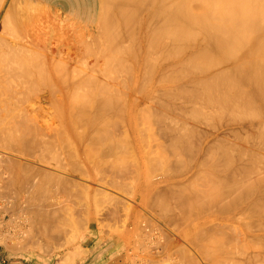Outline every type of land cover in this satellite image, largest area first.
I'll return each instance as SVG.
<instances>
[{"label":"bare ground","instance_id":"1","mask_svg":"<svg viewBox=\"0 0 264 264\" xmlns=\"http://www.w3.org/2000/svg\"><path fill=\"white\" fill-rule=\"evenodd\" d=\"M5 1H2V3H1V5H0V10H1V8H2V6H3V3H4ZM9 5H8V7L10 6V0H9ZM12 5V4H11ZM108 11L106 12V14L104 15V22H105V25H104V22H103V37H106L107 38V40L108 41H110V44H109V42L104 38L103 40H102V46H103V41H107V44L106 43H104V51H102L101 50V48H99V46H98V44H97V40H96V43L93 45L94 47L96 46V44H97V46H96V49L98 50L99 49V51H97L96 52V54H97V57L95 56V52L93 51L94 49H89V51H88V49H84V48H90V47H92V45H84V43H83V41H86V39H84V38H80L82 35V37H84V34L83 33H81L80 34V32H79V34H80V36H79V34L78 33H76L79 37L77 38L76 36V34H74V35H76L75 37L78 39H76L77 41H74V40H71V38H69V36L71 35L70 33H68V32H65V31H61V29L59 30V28H40L39 26H40V24L38 23V22H36V23H34V25L32 26V22H31V26H27V25H25V21L26 20H24L26 17H23V18H21V16H20V18L21 19H17V18H15L14 17V14L17 12L16 10H15V12H14V10H8L7 11V9H6V11H7V13L5 14H3V15H1V18H0V23H1V26L4 28V30H5V28H6V30L8 29V30H10V31H12V34L14 33V35L16 36V35H18V38H21L22 37V40H20V42L19 41H16V44H12V45H10L9 44V46H10V48H9V46H8V44H5V42L4 43H1V48L0 49H2L3 47H5V48H7V46H8V48H7V51L5 50H2L3 52H1V50H0V127H2V128H0L1 130H0V142H1V140H4V142L2 143L3 145L4 144H8L9 146L7 147V145L5 146L4 145V147H2L3 145H1V147L3 148V149H6L7 151H8V149L10 150L11 148V150L14 152V151H16V149L18 150V152H23V156L24 155H28L29 153H31V154H38V156L41 154L40 152L42 151H44V152H46L47 154H49V153H56V149H59L57 146H59L61 149H59V150H57V154H52V155H55V156H59L60 155V153H62V155H60V159H61V157L63 156V155H66V156H71V157H73V155H75L76 153H75V151L77 152V154L74 156V157H76L77 155V159H71L70 158V156H69V159H71V161H69V159H67L66 161H68V162H70V164L72 163L73 164V162H74V164L75 163H77V164H79V163H81V165H82V162L84 163L83 164V166L85 165V167L84 168H81V167H83V166H81V165H77V164H75V166H74V164L72 165V166H74L72 169H73V172H74V170L75 171H77V172H79V175H80V173H82L84 176L86 175V174H88L87 176H90L91 178H93V182H94V179H95V175H96V173H95V175H94V173H92V171H97V172H100V175H99V173H97V177H98V175L99 176H101V174L102 173H104L105 174V171H107V170H104V171H102L101 172V170H103V169H105L106 167H107V165H105V164H103L102 166H104V167H102V166H100L102 163H104V161L105 160H108L107 158L104 160V157H110L109 155H112L111 157H110V159L112 160H110L109 159V161H106V162H112L111 164H112V166H113V168H112V170H114L115 171V173H118L119 174V171H123V169H127L128 170V167H129V165H132V164H129L128 163V156H131V158L129 157V161H130V163H133V162H135V160H138V158L140 157V155L139 156H136V158L134 159L133 158V155H135V149L133 150L132 148V145H128L129 143L128 142H131L132 141V139H130V137H128V139H130L131 141H128V139H127V145L128 146H131L132 148V150L129 148V147H127V145L125 146L124 145V143H122L121 141H124L125 142V138L124 137H127V136H130V134L129 133H125L127 130H125V132L123 131L124 129H126V127L122 130L123 131V133H125L126 134V136L124 135V134H120L121 135V139H118V140H121V141H118V140H116L117 139V137H120V135H119V133H118V136L116 137L115 135H116V132L118 131L119 132V127L121 126L119 123H118V121L121 119V120H123V122H124V124H122L121 122V120H120V123L122 124V125H125L126 123V116L127 117H129L128 115H131L130 117H133V115H132V111L134 110V108L133 107H136V106H138V107H140L139 105L141 104L142 106L144 105L143 103H146V102H148V99H149V96H150V98L152 99L153 97H152V95H149V96H147V93H150V94H152L153 92H156L157 94H158V96L160 95V94H162L161 95V99H160V101H156V103H157V105L159 104V107L157 106L156 108H158V110H159V108H161V105L163 104V105H169V100L167 99V101H168V103H166V101L163 103H161V101H162V96H164V97H167V95L168 94H170L168 97H169V99L171 100V97L173 98L172 100H173V102H176L175 104L172 102V101H170V102H172L173 104H174V107L176 106V107H178L179 106V102H177V100H182V101H184V100H186L185 101V103H184V105L186 106V111L184 110V112H182L180 109H182V107L181 108H176L175 107V109H174V107H173V105L172 104H170V106H168L169 108H171L172 109V107H173V109L175 110V111H172V110H170V111H172V112H170V113H174V112H176L177 110H179V115L180 116H178V113H175V115H173V117H176V116H178V117H176L174 120L171 118V116H169L168 117V115L169 114H167L166 113V111H165V109H167L168 107H162L163 109H164V111H162L161 109L158 111V112H160L161 113V111L163 112V113H161V116L159 117L160 119H157V118H155V115L154 116H152L154 113H153V111L150 113L148 110H146V111H148L149 113H150V115L152 116V117H154L155 118V120L157 119V120H160L161 121V124L163 123V121H165L166 122V120L167 121H170L171 119L173 120H171L169 123H172L171 124V126L169 125V123L167 122L166 123V125H165V123L163 124V125H165L166 127H165V129H166V136L169 138V140H168V138H167V140H168V142L170 141V145H167V148H168V146L170 147H172V143H174V144H179V145H177V146H179V149L181 150L182 149V144H186L187 142L190 144V142H192V140L191 139H194V141L191 143V145L193 144V143H195V145L193 144V146H191L192 148H193V150L195 151V147H196V142H195V134H194V132H192V131H190V129L189 128H191V129H193V131L195 130V128H197L196 127V124L194 125L193 123H200L201 121L200 120H202L203 121V119L204 118H206V121L204 122V123H208V121H210L211 119H209V116L207 115V112H208V114L210 115V113H211V111H210V108H211V110H214V111H218V112H213V114L215 115V114H217V113H220V112H222V113H220L221 114V116L222 115H225L227 112H228V114H235V115H237V114H239V113H241V114H239V115H241L242 116V118H245L244 116H247V118H249L250 116H251V122L252 121H254L253 119H254V117L256 116V119H255V121L258 119V121H254L255 122V126H254V124H252V126H254V128L256 127L257 129H253V130H256V135H254V134H252V133H254L253 131L251 132V131H249V132H251L250 134L249 133H247L248 131V129L247 128H243V129H246V130H243V131H245V132H243V133H245V134H248V136H245V137H247L248 138V140H249V136L252 134L253 135V138H254V136H257L256 138H254V139H258L259 138V140L261 141V146H263L264 145V0H108ZM130 5H131V8H132V11L130 12V10H128L129 9V7H130ZM15 6V5H14ZM13 6V7H14ZM134 6H137V7H140V8H143V10H145V11H143V10H141V9H139V11L141 10L142 11V13H141V11L140 12H138L135 16L133 15V14H135L136 13V11H137V7H135V9H136V11L133 9V7ZM16 7V9H17V7L18 6H15ZM130 8V9H131ZM17 10H19V9H17ZM134 11V12H133ZM146 11H148V13H147V15L148 16H150L151 17V20H150V17H149V19L147 20V23H148V21L150 22L149 23V25L151 24V27L155 24V27L153 26L150 30H149V33H147V31H146V34L147 35H145L144 33H142V35L144 34L145 36H143V39L141 40V42L139 43L138 42V39H139V34H137L136 32H140V28H139V30H137L136 28H133V26H135V27H140V26H138L139 25V23H141L140 21H142V14H143V12L145 13ZM19 12V11H18ZM20 13V12H19ZM141 13V14H140ZM17 15H18V13H17ZM20 15V14H19ZM40 15V14H39ZM137 15H140L141 17V19H140V21H139V16H137ZM147 15H145V17L147 18ZM42 16V15H41ZM132 16L134 17V18H132ZM138 17V18H136L135 19V17ZM19 17V16H18ZM144 17V18H145ZM41 18V17H40ZM153 18H155V19H153ZM29 19V18H28ZM27 19V20H28ZM137 20V24H136V21L134 22L133 20ZM163 19H164V21H163ZM30 20V19H29ZM131 20V21H130ZM154 20H156V21H154ZM34 21V20H33ZM71 21V20H70ZM74 21V20H73ZM131 22V24H133L132 26H130L129 25V23L128 22ZM153 21H154V23H153ZM162 22V24H161V22ZM20 22V23H19ZM29 22V21H28ZM144 23H146L145 22V20L143 21ZM142 22V23H143ZM165 24H164V23ZM76 23V22H75ZM143 23V24H144ZM157 23V24H156ZM29 24V23H28ZM126 24H128L130 27H132V29H135L136 31L134 32L133 30H131L132 31V33L134 32L136 35H134V36H137V37H135L134 38V40H136V38H137V42H138V44H136L138 47H137V50H139V52H137L138 54H136V57H137V59L135 60V64H131L130 63V60H132V55L130 56L131 57V59L129 60V58H127L128 57V54L130 53V54H132V52L131 51H134L133 53H135V50H136V48H134L135 50H133V49H131L130 48V46L133 48V46L130 44V42H129V44H126L127 42H128V40H127V38H129V33H131V31H130V27L128 28L127 26H126ZM142 24V26H144V27H146L145 25H143ZM163 24H164V26H163ZM82 25V24H81ZM137 25V26H136ZM141 25V24H140ZM161 25V26H160ZM8 26V27H7ZM123 26L125 27L124 28V30H123ZM147 27H148V24H147ZM62 28H64V27H62ZM126 28H128L127 30H128V34H127V32H125V30H126ZM2 29V28H1ZM142 29V28H141ZM6 30H5V32H6ZM144 30H146V28L144 29ZM148 30V29H147ZM1 31V30H0ZM3 32V31H2ZM7 32H9V31H7ZM141 32H142V30H141ZM140 32V33H141ZM144 32V31H143ZM1 33V32H0ZM11 33V32H10ZM66 33H68L69 35H66ZM72 33V32H71ZM58 34V35H57ZM199 34H200V38H201V35H202V37L204 38L202 41L203 42H201V43H205V44H203L204 46H205V48H201L202 46H201V43L199 42L198 43V46H201L200 48L198 47V49H201V50H197V47H196V51H195V46L194 45H196V43L197 42H195L196 40H197V36H199ZM2 35V34H1ZM5 35V34H4ZM13 35V37H15ZM131 35V34H130ZM21 36V37H20ZM38 36L41 38V39H44L45 40V44L43 43H41V42H39L41 39H39L38 40ZM141 36V35H140ZM10 37H12L11 35H10ZM17 37V36H16ZM72 37V36H71ZM125 37H127V38H125ZM132 37V36H131ZM130 37V40L129 41H131V40H133L132 38ZM169 37H171V39L169 38ZM2 38V37H1ZM18 38L17 39H15V40H18ZM199 38V37H198ZM3 39V38H2ZM4 39L5 40H7L5 37H4ZM12 39V38H11ZM38 41H37V40ZM54 39V40H53ZM95 39V38H94ZM93 39V40H94ZM97 39V38H96ZM164 39V40H163ZM165 39H169L170 41H168L167 43H172V47H168V46H170V44H168V45H165V44H163V42L165 43L166 41H165ZM196 39V40H195ZM202 39V38H201ZM49 40H51V41H49ZM126 40V41H125ZM193 40H195L194 42H193ZM0 41H1V39H0ZM10 41H12V40H10ZM14 41V40H13ZM48 41V42H47ZM53 41H54V43H53ZM114 41V42H113ZM177 42V43H179V42H189V41H191L192 43H193V47H191L190 45V47H188V49H191V50H194L195 52L194 53H192V51H191V53L189 52V55L187 54V57H186V55L184 56V58H189L188 60H186V59H184L183 58V60H182V58H180L182 61H181V63H184L185 64V66H187L188 68H186L185 69V67L183 66V65H181L180 64V61H178L179 59V57L182 55V53H183V51L185 50V53H186V51L188 50H186V48H185V46H181V45H179L178 44V46H176V47H178V49L176 48V49H174L173 48V45L175 44V42ZM204 41H206V42H204ZM7 42V41H6ZM17 42H18V44H17ZM39 42V43H38ZM90 42V41H89ZM99 42V41H98ZM101 42V41H100ZM135 42V41H134ZM137 42H135V43H137ZM173 42H174V44H173ZM14 43V42H13ZM84 45L83 47L81 46L82 44ZM86 43L88 44V41H86ZM112 43V44H111ZM166 43V44H167ZM176 43V44H177ZM4 44L6 45V46H4ZM79 44H81V45H79ZM107 46H106V45ZM126 44V45H125ZM207 44H208V46H207ZM130 45V46H129ZM163 45H165V46H167L168 47V49H170V50H172V49H174L172 52H171V55L172 54H175V53H177V55H179V52H181L180 53V55L179 56H177L176 54L174 55L175 56V58H177L178 60H177V62L176 63H178L179 62V64L178 65H181V66H183L182 68H179V66H177V68H179V69H182V70H184V72L185 71H189L190 72V74L188 73V76L187 77H190V78H188L189 79V82L187 83V81H186V84H183V85H185V86H183V85H181L182 87H180V85H178L177 86V88L178 87H180L181 89L183 88L184 90V92L182 91V90H180L179 92H178V89L176 90L177 92L175 93V89L173 90V89H171L173 92H171L172 94L173 93H175V94H173L174 96H177V94H179L180 96L182 95V98H180V96H179V98H174L173 97V95L171 94V93H169L171 90H169L168 88H169V86H167V90L168 91H165V92H167L168 94H166L163 90H160L162 93H159L158 91H159V88L155 91H153V89L155 88V86L157 85V86H159L158 84H159V82L160 81H163V80H161V78H163L164 80H165V77H162L161 75L165 72V70L168 72H171L172 73V71L174 70V69H176L175 70V72H177V73H175V72H173V73H175V75L174 76H176L177 78H178V76H180L181 77V79L180 80H177V78L175 77L174 79H172V80H168V79H171V77L173 78V73H172V75L169 73H167L166 72V74L168 75L167 76V81L165 80V84H167V83H169V81H170V83H171V81H172V83H173V81L176 83V82H178V81H181V80H186V74L187 73H184L183 71H182V74H180L179 73V70H177V68H175L176 66V64L174 63L173 64V62L171 63V62H169V63H171L172 65H174L175 67H172V66H163L162 64L163 63H159V61H160V58H162V62H164L163 60H165V58H167L166 60L168 61V59L170 58V60H171V55H170V50H169V52H168V50H165L164 49V51H163V48H167V47H163ZM184 45H186V44H184ZM3 46V47H2ZM84 49V50H82V48ZM90 46V47H89ZM187 46H188V44H187ZM186 46V47H187ZM197 46V45H196ZM105 47H107L108 49H106ZM136 47V46H135ZM174 47H175V45H174ZM4 48V49H5ZM79 48H81V49H79ZM128 48H129V51H128ZM194 48V49H193ZM131 49V50H130ZM80 50V54L81 55H83V53H82V51L83 52H86L84 55L86 56L85 58L87 59V55L89 54L90 55V53H91V56L93 57V58H95V59H97V60H94L95 62L94 63H92V61L91 62H88V61H90V60H86V59H84V56H80L79 55V51ZM91 50V51H90ZM102 52H101V51ZM106 50V51H105ZM165 51H167V52H165ZM190 51V50H189ZM199 51V52H198ZM88 52V53H87ZM93 52H94V54H93ZM163 52H165L164 54H163ZM175 52V53H174ZM168 55H167V54ZM75 54V55H74ZM129 54V55H130ZM165 54L167 55V57L165 56ZM184 54V53H183ZM133 55H135V54H133ZM80 56V57H79ZM91 56H88V57H91ZM163 56V57H162ZM165 56V57H164ZM168 56H170L169 58H168ZM3 57V58H2ZM100 57H102V58H100ZM134 57L135 56H133V60H134ZM135 57V58H136ZM182 57V56H181ZM81 58V59H80ZM102 59L101 61L103 62V63H101V61H100V59ZM174 58V57H173ZM86 60V61H84L83 63H82V61L83 60ZM92 59V58H91ZM82 60V61H81ZM132 60V61H133ZM165 60V62L166 63H164V64H166L167 65V61ZM174 59H172V61H173ZM176 60V59H175ZM186 60V61H185ZM137 61V62H136ZM129 62V63H128ZM134 62V61H133ZM161 62V61H160ZM186 62V63H185ZM159 63V64H158ZM168 63V64H169ZM101 64H102V66L104 67H102L101 66ZM157 65H160V67H159V69L163 66L164 68H161V72L160 71H158V72H160V74H158V72H157ZM180 66V67H181ZM168 67H170V68H168ZM171 68H173L172 69V71H171ZM184 68V69H183ZM189 68H192V69H194L193 71H192V69H189ZM158 69V70H159ZM164 69V70H163ZM169 69V70H168ZM163 70V71H162ZM202 70V71H201ZM104 71H106V72H104ZM192 71V72H191ZM199 71V72H198ZM200 71H201V73L204 75V76H202L201 74H200ZM104 72V73H103ZM194 72H198L199 74H200V76H199V74H197V73H194ZM183 73L185 74L184 76H185V78L183 79V77H182V75H183ZM191 73H192V75L193 74H197L198 76H199V79L197 78V76H196V78H197V81L195 80V82H194V80L193 79H191V78H194V77H192V76H189V75H191ZM157 74V75H156ZM165 74V73H164ZM159 75V76H158ZM171 75V76H170ZM157 76V77H156ZM166 76V75H165ZM160 77V78H159ZM170 77V78H169ZM201 77H203V78H201ZM177 81H176V80ZM190 79L191 80H193L192 81V83H191V81H190ZM163 83V82H162ZM169 83V84H170ZM171 83V84H172ZM174 83V84H175ZM185 83V82H184ZM194 83H195V85H194ZM164 84V83H163ZM176 84H178V83H176ZM188 84V85H187ZM189 84H192L193 86H191V89H193L194 88V90L191 92L190 91V93H189V91H187V90H185V88H189L188 86H189ZM162 85V84H161ZM186 85H187V87H186ZM195 86V87H194ZM122 87H124L125 88V90L128 88V89H130V93L132 92V91H136V92H139V94H143L144 93V95L142 96V97H139V95L137 96V97H139V99L140 98H142V99H140L139 101H137L138 100V98H136V97H134V96H132L131 94H129L130 96H131V98H136L135 100H133V99H131V98H129V99H131L132 100V103L131 104H129L130 103V101L128 102V103H126V99L125 98H127V97H125V98H123L124 96H125V94H122L123 93V91H121L123 88ZM173 87V86H172ZM193 87V88H192ZM150 88V90L152 89V91L151 92H149L150 90H148ZM165 88V87H164ZM170 88H171V85H170ZM156 89V88H155ZM162 89V88H161ZM41 90V91H40ZM124 90V91H125ZM148 90V91H147ZM34 91L36 92V91H40L39 93V96H38V94H37V97H32V96H30V94L31 95H33V94H35L34 93ZM119 91H121L122 93H120V94H122V95H120L119 93H117V92H119ZM127 91V90H126ZM126 91L124 92V93H126ZM181 91H182V94H180L181 93ZM31 92H33V94L31 93ZM38 92H36V93H38ZM127 92H129V91H127ZM146 93V94H145ZM163 93H165L166 94V96H165V94H163ZM27 94H29V95H27ZM86 94H88V95H86ZM118 94L120 95V97L118 96ZM137 93H134V95H136ZM156 94V95H157ZM185 94V95H184ZM84 95L85 96H88V100H87V97H85L84 98ZM93 96V97H95V100H93L94 98H92V101H94L93 102V104L95 105V103H96V106L97 107H95L93 104H92V101L91 100H89L90 98H91V96ZM155 95V93L153 94V96ZM188 95V97H183V96H187ZM27 96V97H26ZM29 96L30 97H32V98H29ZM171 96V97H170ZM24 97H26L27 99H35V98H37V99H35V102L36 103H32V102H27L28 100L26 99V98H24ZM160 97V96H159ZM22 98H24V99H22ZM81 98H84V99H86V100H82ZM120 98L122 99V100H124L125 101V103L123 102V101H121L120 100ZM155 98H156V100L158 99L156 96H155ZM155 98H153V99H155ZM190 99V100H188V99ZM25 99H26V101H25ZM151 99H149V102H154V101H150ZM152 99V100H153ZM158 99V100H159ZM174 99H175V101H174ZM187 100L189 101V104H190V106H191V104H195L196 103V107H194L195 105H193V106H191V107H189V108H193L194 107V111H193V113H192V109H189V108H187L188 107V104H186V103H188L187 102ZM22 101H25L26 103H24L25 105L27 104V103H29V104H34L31 108H27L28 107V105H26L25 106V108H23L22 106H24L23 104H21L22 103ZM83 101V102H82ZM89 101V102H88ZM127 101H128V98H127ZM181 101V102H182ZM90 102H91V104H90ZM159 102V103H158ZM191 102V103H190ZM194 102V103H193ZM124 103V104H123ZM155 103V102H154ZM161 103V104H160ZM183 103V102H182ZM182 103H180L181 105H182ZM197 103H199V104H197ZM88 104V105H87ZM127 104H129V106L128 107H130L129 108V111H130V113H129V111L126 109L127 108ZM151 104V103H150ZM203 104V105H202ZM79 105V106H78ZM85 105H86V107H85ZM133 106V107H131V106ZM134 105H136V106H134ZM153 106H154V104H152ZM156 105V104H155ZM178 105V106H177ZM184 105H182L183 107H184ZM197 105H199V107L197 106ZM207 105V107H208V109L207 110H205V109H203V108H200V106L202 107H204V106H206ZM74 106H76V107H74ZM80 107L79 109H78V107ZM90 106V107H89ZM124 106H126V107H124ZM149 105H147V108H149L148 107ZM153 106H151V107H153ZM92 107H94V108H92ZM144 107V106H143ZM151 107H150V109H151ZM199 109H198V108ZM206 107V108H207ZM128 111L127 112V115H126V110ZM137 108V107H136ZM169 108H168V110H169ZM205 108V107H204ZM213 108V109H212ZM125 110V112H124V110ZM144 109V108H143ZM145 109H146V107H145ZM154 109H155V107H154ZM184 109H185V107H184ZM187 109H188V113L191 111V113H189V114H193L194 116H192L191 115V118H193V119H191L192 120V124L193 125H191L192 127H190L188 124L189 123H191V122H187V121H189V120H187V119H190V118H188V117H185V115H184V113L186 114L187 113ZM201 109H203L204 111H202ZM123 110V112L121 113V111ZM136 110V109H135ZM134 110V111H135ZM139 110V109H138ZM140 110H142V109H140ZM152 110V109H151ZM150 110V111H151ZM156 110V109H155ZM183 110V109H182ZM190 110V111H189ZM143 111V110H142ZM207 111V112H206ZM209 111H210V113H209ZM75 112H77V114L75 113ZM136 112V111H135ZM135 112H133V113H135ZM139 113H140V111H138ZM154 112H156V111H154ZM165 112V113H164ZM178 112V111H177ZM203 112H205V114L203 113ZM225 112V114H223ZM76 115H78L79 113H81V114H79V116L77 117H75L74 115L75 114ZM116 113H118V115H121V118L120 117H118L117 115H115V116H113L114 114H116ZM120 113V114H119ZM129 113V114H128ZM145 114H146V112H144ZM148 113V114H149ZM153 113V114H152ZM183 113V114H182ZM187 113V114H188ZM74 114V115H73ZM123 114H125V116H122ZM143 114V113H142ZM156 114H157V112H156ZM163 114H165V116L163 115ZM177 114V115H176ZM186 114V115H187ZM212 114V113H211ZM242 114H252V115H242ZM149 115V116H150ZM171 115V114H170ZM181 115H184V116H182L185 120L184 121H186V122H184V121H180L181 122V124H177V123H175V122H178L182 117H181ZM231 115L230 116H228V118L230 117L231 118ZM253 115H255L254 117H253ZM74 116V117H73ZM112 116L113 117H118L117 119H119V120H117V121H114V119L115 118H112ZM145 115L143 114V117H144ZM168 118H167V117ZM189 116V115H188ZM219 116V114H217V117H216V115L215 116H213V115H211V117H212V122H211V124L215 127L216 126V124L217 123H214V120H213V118L215 117V118H218L219 120L221 119L222 120V117L224 118V116H222L221 118H219L218 117ZM226 116H227V114H226ZM225 116V117H226ZM240 116V117H241ZM125 118V121H124V118ZM142 117V118H143ZM157 117V116H156ZM165 117V118H164ZM181 117V118H180ZM195 117H196V119H198L199 117H203L202 119H198L199 121H195V122H193V120H195ZM198 117V118H197ZM207 117H208V119H207ZM233 117V116H232ZM239 117V118H240ZM252 117H253V119H252ZM73 118H74V120H73ZM76 118H79L81 121L78 123V120H76ZM123 118V119H122ZM134 118V117H133ZM146 118V117H145ZM149 118V117H148ZM153 118V119H154ZM167 118V119H166ZM177 118H179V120L177 119ZM242 118H240L239 120H245L246 121V118L245 119H242ZM128 119V118H127ZM130 119V118H129ZM135 119V118H134ZM144 119V118H143ZM142 119V120H143ZM152 119V118H151ZM170 119V120H169ZM176 119L178 120V121H176ZM218 119H216V120H218ZM232 119H234V120H238V117H236V119L235 118H232ZM231 119V120H232ZM250 119H249V122H250ZM73 120V121H72ZM114 121V123H113V121ZM116 120V119H115ZM190 120V121H191ZM208 120V121H207ZM224 120H225V118H224ZM223 120V121H224ZM231 120L229 119V120H227L226 121V123L227 124H229V123H232L231 122ZM237 120H236V123H237ZM238 120V121H239ZM77 121V122H76ZM129 121V120H128ZM127 121V124L130 122H128ZM131 121H133V122H135V120H131ZM159 121V122H160ZM175 121V122H174ZM247 121H248V119H247ZM56 122L59 124L58 126L56 125ZM115 122L118 124H115ZM133 122H132V124H133ZM158 122V121H157ZM229 122V123H228ZM240 122V121H239ZM238 122V123H239ZM248 122V123H249ZM55 123V124H54ZM75 123H77L76 125H75ZM131 123V122H130ZM129 123V124H130ZM174 123V124H173ZM179 123V122H178ZM187 124L186 126L187 127H189V128H187L186 126H185V124ZM222 122L220 121V124H221ZM224 123V122H223ZM225 123V124H226ZM233 123H235V121H233ZM240 123H242V122H240ZM244 123V122H243ZM81 126V124H82V126L83 127H85V129H84V131H82L83 129H82V126H81V131H82V134H80L79 133V131H80V127H79V125ZM117 126H115V125ZM126 124V125H127ZM132 124H131V126H132ZM160 124V125H161ZM168 124V125H167ZM176 124H177V126H176ZM209 124V123H208ZM215 124V125H214ZM220 124L218 123L217 124V126L219 125L220 126ZM245 124V123H244ZM250 124V123H249ZM56 125V126H55ZM77 125H78V128H77ZM210 125V124H209ZM230 125V124H229ZM248 125V124H247ZM4 126V127H3ZM116 127V130H115V127ZM119 126V127H118ZM130 126V127H131ZM193 126H195V128L193 127ZM244 126H246V124L244 125ZM251 129L253 128V127H251V125H248ZM114 127V128H113ZM160 127H163L162 125L160 126ZM186 127V128H185ZM247 127V126H246ZM76 128L79 130H76ZM133 128V127H132ZM242 128V127H241ZM115 130V132H114V130ZM162 129V128H161ZM165 129H163L164 130V133H165ZM187 129H189V131H187ZM163 130H161L162 132H163ZM197 130V129H196ZM199 130V129H198ZM197 130V137L196 138H198L200 135V133H202V131L199 133V131ZM239 130V129H238ZM77 131H78V133H77ZM122 131H120V132H122ZM242 131V130H241ZM161 132V133H162ZM190 132H192V134H194V137L192 136V134L190 133ZM196 132V131H195ZM226 132V131H225ZM240 132V131H239ZM115 133V134H114ZM242 133V134H243ZM163 134V133H162ZM191 134V139L190 138H188L189 137V135ZM224 134V133H223ZM223 134H221V135H223ZM228 134V133H227ZM202 135V134H201ZM225 135H226V133H225ZM252 135H251V137H252ZM64 136H66L65 137V139L67 140H63L64 139ZM70 136V137H69ZM71 136H73L74 138H77V140H78V138H80V140L78 141L79 143H80V146H79V149H77L76 150V148H78V146L75 148V150H73V148L70 150V144H68V140H69V138H71ZM163 136H164V134H163ZM162 136V137H163ZM229 136V135H228ZM228 136H227V138H228ZM8 138V141L9 142H7V138ZM69 137V138H68ZM171 137V138H170ZM219 137V136H218ZM222 137H224V136H222ZM222 137H220L221 139L220 140H222V141H224L225 139H223ZM226 137V136H225ZM250 137V138H251ZM122 138H123V140H122ZM246 138V139H247ZM251 139V140H254V139ZM160 139V138H159ZM158 139V140H159ZM163 139V138H162ZM188 139H190V142H189V140ZM13 141V140H15V141H20V142H22V149H24V151L21 149V147L19 148V146H17L18 148H16L15 147V145H12L14 142H11V141ZM171 140H173L174 142H171ZM215 140H217L218 141V138L217 139H215ZM218 141L217 143L216 142H214L213 143V145L212 146H210V147H214V144H215V147H216V144L217 145H219V142L220 143H222V146L221 147H218L217 146V152H218V150L220 149L221 150V152H218V154H217V152H215V151H213L212 149H210L208 146V148L207 149H209L210 151H212V152H210V153H208L209 151H207V153H208V155H211L212 153V155L214 156L215 155V153H216V155H221V153L223 154V156L221 155V157H219V158H221V159H226V161L228 160V164H231L232 163V161L234 160H236L237 161V159L238 158H240V157H238L237 159H235L238 155H234V157L232 158V156H233V154H234V152L236 151V150H238V145L239 144H237V143H235L234 142V145H236V146H234L235 148H236V150H233L232 151V149H235L234 147H232L233 145H230L232 142L231 141H229V140H225V141H229V145L228 144H226V142H221V141ZM256 140H254L255 142H256ZM5 141H6V143H5ZM66 141V142H65ZM144 141V140H143ZM11 142V143H10ZM19 142V143H20ZM121 142V143H120ZM125 142V143H126ZM160 142V141H159ZM186 142V143H185ZM253 142V141H252ZM254 142V144L255 145H257L258 143H259V150H260V142L258 141L257 143H255ZM103 143H106V145L108 144V146L106 147V146H102L101 145V147L99 148V150H98V147L100 146V145H98V144H103ZM166 143V142H165ZM10 144H11V146H10ZM23 144H25L26 146H27V151H25V146L23 145ZM64 144H67V146L69 147V151H72V152H68V148H67V146L66 147H64L65 145ZM123 146H121V145ZM131 144V143H130ZM132 144H133V142H132ZM201 144V143H200ZM200 144H199V146L198 147H200ZM224 144H226V145H224ZM233 144V143H232ZM19 145V144H18ZM95 145H97V149L96 150H98V151H95V149H94V147H95ZM103 145H105V144H103ZM186 145H188V144H186ZM253 145V144H252ZM254 145V146H255ZM20 146H21V144H20ZM92 146H94L93 148H92ZM175 146V145H174ZM195 146V147H194ZM241 146V145H240ZM258 146V145H257ZM10 147V148H9ZM24 147V148H23ZM109 147V148H108ZM121 147V148H120ZM143 147H144V144H143ZM169 148L170 150L173 148L174 149V147H172V148ZM187 146H185V150L186 149H188V148H190V146H188L187 148H186ZM202 147V146H201ZM248 147V146H247ZM246 147V149H245V147L243 146V148H240L239 147V153H241L242 155L241 156H244V159H245V157L247 156L245 153V150H247L248 148ZM253 146H251V148H252ZM256 147V146H255ZM15 150H14V149ZM105 148V153H102V152H104L103 150H101V154H96V155H94V152H96V153H98L99 151H100V149H104ZM122 148H123V150H122ZM124 148H128L129 150H130V152H132L133 151V155L131 154H128V152H129V150H126V151H124ZM135 148V147H134ZM158 148V147H157ZM161 148V147H160ZM162 148H163V146H162ZM165 148V147H164ZM184 148V147H183ZM192 148H190V150H187V152L186 151H184V150H182V151H184V152H186L185 154H188V155H193L195 152H193L192 151ZM263 148H264V146H263ZM21 149V150H20ZM65 149L67 150V152L69 153H66L65 154ZM93 149H94V152H93ZM107 149H108V151H107ZM119 149H121L122 150V152L123 153H121V150H119ZM166 149V148H165ZM178 149V148H177ZM176 149V146H175V150H173V152L172 153H174L175 154V158L176 157H184V156H182V154H178V152H180L181 153V151H179V149L177 150ZM199 149V148H198ZM202 149V148H201ZM204 149V148H203ZM202 149V150H203ZM206 149V146H205V151L207 150ZM240 149H242V151L240 150ZM243 149H245L244 151H243ZM250 149V148H249ZM249 149H248V151H249ZM41 150V151H40ZM60 150H61V152H60ZM78 150H79V152H80V154H78ZM91 150H92V152H91ZM164 150V149H163ZM167 150V149H166ZM219 150V151H220ZM254 149H250V151L252 152V153H254V151H256V150H254ZM263 149H261V151H262ZM65 151V152H64ZM73 151H74V153L75 154H73ZM120 151V154H126V156H124V155H118V152ZM147 151V150H146ZM172 151V150H171ZM175 151V152H174ZM178 151V152H177ZM188 151H189V153H188ZM232 151V152H231ZM241 151V152H240ZM258 151V150H257ZM6 152V151H5ZM9 152V151H8ZM17 152V151H16ZM24 152H26V153H24ZM27 152H29V153H27ZM49 152V153H48ZM58 152H60V153H58ZM107 152V153H106ZM156 152V150L154 151V153ZM183 152V153H184ZM242 152H245L244 153V155H243V153ZM1 153V152H0ZM4 153V151L1 153V154H3ZM64 153V154H63ZM171 153V154H172ZM198 153V152H197ZM207 153H205V156L207 155ZM231 153H233L232 155H231ZM238 153V152H237ZM248 153V152H247ZM256 153L257 152H255V154L254 155H256ZM7 155L8 154V156L9 155H11V154H13V153H11V154H9V153H4L3 155ZM17 154H19V153H17ZM16 154V155H17ZM31 154H29V155H31ZM43 154V153H42ZM73 154V155H72ZM92 154V156L94 157V158H96L97 157V155H100V156H102L101 157V159L103 158V160H99L100 158V156L99 157H97L98 158V160L97 161H95L94 163H95V165L94 166H91V164H90V160L92 161V159H94L93 157H91L90 155ZM104 156H103V155ZM113 154H114V157H113ZM119 157H121V159L120 158H118V156ZM128 154V155H127ZM174 154H172L173 155V157L172 158H174ZM176 154H178V156H176ZM249 154V153H248ZM251 154V153H250ZM264 154V153H263ZM5 155V156H6ZM21 155H22V153L21 154H19V155H17V156H19V157H21ZM27 155H26V157H27ZM28 155V156H29ZM34 155H31V156H34ZM46 154H44V155H42V156H37L38 157V159H40V157L41 158H43L44 159V156H45ZM80 155V156H79ZM115 155L117 156V158L115 157ZM147 155V154H146ZM159 155H161V154H159ZM159 155H158V157H155V156H153V154H151L150 156H153V157H155V158H158V159H154L155 160V163H156V160H157V164H160V162H161V164H160V166L162 165V163H163V165H164V162H167L168 161V159H166L165 157H164V155H163V160H167V161H161V159L162 158H160L159 157ZM162 155H161V157H162ZM171 155V156H172ZM207 155V157H205V158H210V156H208ZM212 155H211V157H212ZM246 155V156H245ZM4 156V157H5ZM16 156V157H17ZM22 156V157H23ZM51 156V155H50ZM124 156V157H123ZM142 156V155H141ZM166 156V155H165ZM170 156V157H171ZM194 156H195V154H194ZM193 156V157H194ZM240 156V155H239ZM250 156V155H249ZM252 154H251V158H252ZM11 157H13V155L11 156ZM21 157V158H22ZM26 157H24L25 159H26ZM47 157H49L48 155H47ZM47 157H45V158H47ZM65 157V156H64ZM79 157V158H78ZM80 157L81 158H83L82 160H84V161H81L80 162ZM112 157H113V159H112ZM122 157L123 158H126L127 159V161H126V163H125V161H123V159H122ZM135 157V156H134ZM138 157V158H137ZM167 157H169L168 155H167ZM191 157V156H190ZM193 157H191L190 159H193ZM218 157V156H217ZM215 158L216 159V161H217V159L218 158ZM248 157V156H247ZM246 157V158H247ZM255 157H259V158H262V161H260V162H263V157H264V155L262 156L261 154H259L258 155V153H257V156H254L253 158H252V160H251V164H252V162L253 163H256V164H258V165H260V167H262V166H264V163H262L263 165L261 166V163L259 162L258 163V161L260 160L259 158H257V160H256V158ZM3 158V157H2ZM1 158V156H0V167L2 168V162H4L5 160H6V158L4 159H2ZM14 158V157H13ZM23 158V159H24ZM28 158V157H27ZM56 158V157H55ZM57 158H59V157H57ZM56 158V159H57ZM133 158V159H132ZM142 158H143V156H142ZM144 158H146V157H144ZM147 158H149V157H147ZM144 159L145 161H149V159ZM160 158V159H159ZM171 158V159H172ZM182 158H179V159H181V161L179 160V164H180V162H181V164H180V167H181V165H184V163L186 162V160H185V158H183V160H185V161H183L182 160ZM243 157H241L240 159H242ZM17 159H20V158H17ZM16 159V160H17ZM28 159H30V158H28ZM27 159V160H28ZM31 159H33V158H31ZM42 159V161H44ZM55 159V160H56ZM60 159H57V160H59L60 161ZM65 159H66V157H65ZM65 159H63L64 160V162H65ZM118 159V160H122V162H124V164L127 166H125V165H123V164H119V163H121L120 161H116V160ZM131 159V160H130ZM151 159H152V157H151ZM152 159V160H153ZM170 159V160H171ZM189 159V160H190ZM221 159H218L219 161L218 162H220V160ZM233 159V160H232ZM244 159H242V161L244 160ZM248 159H250V158H247V160ZM259 159V160H258ZM4 160V161H3ZM35 160V162H36V159H34ZM56 160V161H57ZM78 160V162H76ZM134 160V161H133ZM140 160V159H139ZM139 160H138V162H139ZM142 160V159H141ZM140 160V161H141ZM158 160H160V161H158ZM174 160V159H173ZM175 160H177V159H175ZM212 160V161H211ZM229 160H232V161H229ZM17 161H20V160H17ZM16 161V162H17ZM25 161V160H24ZM30 161V160H29ZM28 161V162H29ZM33 160H31L29 163H28V165H30V163L32 162ZM73 161V162H72ZM99 161V163H97ZM100 161H102V163L100 162ZM133 161V162H132ZM143 161V160H142ZM191 161V160H190ZM190 161H187L186 163H190ZM193 161H194V159H193ZM192 161V162H193ZM206 161V162H205ZM223 161V162H222ZM234 162V163H246L247 161L245 160V162L243 161H241L240 160V162ZM239 161V160H238ZM249 161V160H248ZM257 161V162H256ZM5 162H9V161H5ZM21 162V161H20ZM27 162V161H26ZM35 162H33V165L32 166H34L35 164ZM61 162L63 163V161L61 160L60 161V164H61ZM68 162H66V163H68ZM118 162V163H117ZM144 162V161H143ZM151 162H153V161H151ZM151 162H146L147 163V165H148V163H151ZM169 162V161H168ZM170 162H172V161H170ZM176 162V161H175ZM175 162H172V166H173V163L175 164ZM182 162H184V163H182ZM204 162H205V164L206 165H204ZM209 162V164L210 163H212V162H214V163H218V162H215V161H213V159H205L204 161H202V163H200V165H201V167L204 165V166H209V164H207ZM221 162H222V165H223V163L225 164H227V162H225L224 160H221ZM221 162L218 164L219 166H221ZM231 162V163H230ZM23 163V162H22ZM21 163V165H23ZM43 163V162H42ZM41 163V164H42ZM45 164H46V162H44ZM49 162H47V164H48ZM59 162H57V164L55 163V165H53V167L55 166V167H57V171L56 172H59V171H62V170H59L58 171V167H59V164H58ZM66 163L64 164L65 166H67V168H69V167H72V166H70V164H67L66 165ZM92 163V162H91ZM113 163H115V164H113ZM116 163H117V165H116ZM127 163L129 164V165H127ZM137 162H135V164H136ZM154 163V162H153ZM154 163V166H152V167H156L157 166V164H155ZM178 163H176V165H174V166H176L177 168H175L174 166H173V168L174 169H178L179 168V164ZM185 163V164H186ZM214 163H212L213 165H211V167L208 169V172H214L215 171V174H211V175H215V176H211V177H209V178H213V180L211 181V182H213V181H215L214 180V177H220L219 175V173L218 172H220L221 171V176H222V178L224 177V176H226V175H228L229 174V172H228V174H227V171H230L231 169H232V165H230L231 166V169H230V167L228 166L227 167V169H223V168H226V165H223V166H225V167H223L222 168V170H217L216 171V168H218L217 166L218 165H214ZM248 163V162H247ZM246 163V164H247ZM250 163V162H249ZM248 163V164H249ZM11 164H12V162H11ZM100 164V165H99ZM144 164V163H143ZM142 164V165H143ZM166 164V163H165ZM227 164V165H228ZM247 164V166L245 165V164H241V165H245V167L244 168H246V167H248V168H246V170H244L243 169V166H241V165H238L237 167H236V165L237 164H235V168H237L239 171H237V169H235V168H233V171H235V172H233L234 173V176H236L237 175V173L238 172H240L241 171V169H243L244 170V172L243 171H241L240 172V176H243L244 178H242V179H245V180H241V177L239 178V176H237V177H233L234 179L232 180V177L231 176H233L231 173V175H230V180H232L231 181V183H229L228 185H229V187H224L227 183L225 182V181H227L228 180V182H229V175L225 178L224 177V179H225V181H223V180H220L219 178H215L216 180H217V182L216 183H218L219 182V184L217 185V184H213V183H211V182H208V185H206V189L208 188L207 186H209L210 185V187L209 188H211V186H212V190L210 191V189L208 190V191H210L209 193H211L214 189L217 191L218 189H220L222 186L221 185H223V187L224 188H227V190H225V189H221V190H218L217 191V194L215 195V191H214V193L212 192L210 195H215L214 196V200H216L217 199V196L219 197L218 199H220V200H218L217 201V203H219L218 204V206L216 205V207L214 206L215 204H217V203H215V204H211V202H214L213 200H211L212 198L210 197V195H208V191L207 192H205L204 190H206V189H201V190H203L204 191V193H207V196H209V197H204V196H206V195H204L203 197L205 198H203L202 199V194H203V191H200L199 189H197L196 187H195V189H197V190H199L200 191V195H201V197L200 196H198L197 197V194H195L196 192H198L197 190H195L194 191V189L192 190L191 189V186H190V191H192V192H188V194L190 193V195H187V197H188V199L190 200H193L194 201V199H192V197L190 198V196H193L194 194H195V197H197V198H201L202 200L200 201V199H196L195 201L197 202V200H198V202L200 203H202L203 204V200H204V202H206L205 203V205L206 206H204L203 207V205L200 203L199 205L201 206V208L203 209V211L202 212H204L205 210H206V207L209 205V204H211V206L210 207H215V208H213L212 210H216V209H219V210H222V211H224V213H226L227 214V208L229 207V206H231V205H235V203H236V201L238 200V199H240V197H245L246 196V193H247V196L248 197H250V198H253V197H251L252 196V193H250V194H248V192L250 191L251 192V190L253 189L254 191H255V189L254 188H257L258 187V185L260 186V187H258V188H261V190H262V188L264 187L263 185V182H264V179H262L264 176L262 175L261 176V174L260 173H256V171L259 169V168H257V170H256V164H249L248 165ZM5 165V164H4ZM7 165V166H6ZM4 167L5 168H8V166L10 165V162H9V165L8 164H6ZM16 165V164H15ZM19 165H20V163H19ZM18 165V162H17V166H14V167H9L10 169H5V171L7 170V171H9V170H11V175L9 174V177H13L14 175H12V174H15V173H12L13 172V170L11 169V168H16V169H14V171L15 170H17V172H16V178H18L19 179V175L21 176V173L19 172L21 169H19V168H21L20 166ZM27 165V164H26ZM27 165V166H28ZM49 165V164H48ZM57 165V166H56ZM63 164H62V168L64 169V170H66L67 168H65V166H64ZM93 165V164H92ZM97 165H99V166H97ZM120 165H122V166H120ZM142 166V165H140V164H136V166ZM144 165H146V164H144ZM147 165L145 166V167H147ZM152 164H150V166H151ZM156 165V166H155ZM178 165V166H177ZM188 165H190V164H188ZM200 165H198V166H200ZM12 166V165H11ZM26 166V167H27ZM47 166V165H46ZM64 166V167H63ZM76 166H78V167H76ZM79 166H81L80 168H79ZM106 166V167H105ZM111 166V167H112ZM124 166V167H123ZM133 166V165H132ZM150 166H149V168H150ZM184 166H186V165H184ZM183 166V167H184ZM214 166H215V168H214ZM240 166V167H239ZM252 166H254V167H252ZM25 167V168H26ZM30 167V166H29ZM29 167H27L28 169H30ZM41 167V166H40ZM40 167H37L36 165H35V169H37V170H39V174H41V176H42V173L44 174V173H49V170L51 171H55L56 170V168H55V170L54 169H50V168H46L47 169V172H44V169H43V171H40L41 170V168ZM52 167V168H53ZM99 167V168H98ZM109 167V166H108ZM107 167V168H108ZM110 167V168H111ZM183 167H181V168H183ZM222 167V166H221ZM220 167V168H221ZM240 169H239V168ZM242 167V168H241ZM250 167H251V169L256 173V176L258 175V177H256L255 176V174L253 175L252 174V176H251V174H249V173H247V172H251V169H250ZM38 168H40V169H38ZM43 168V167H42ZM61 168V166L59 167V169ZM61 168V169H62ZM100 168H103V169H100ZM110 168H108V171H109V169ZM123 168V169H122ZM157 168V167H156ZM181 168H179L180 170H181ZM229 168V169H228ZM254 168H255V170H254ZM19 169V170H18ZM23 169H24V166H23ZM34 169V170H35ZM45 169V170H46ZM70 169V168H69ZM69 169H67V171L68 172H70L69 171ZM72 169H70L71 171H72ZM84 169V170H83ZM96 169V170H95ZM122 169V170H121ZM130 169V168H129ZM132 169H133V167H132ZM142 169L143 168H140V169H138L139 171L141 170L142 171ZM153 169V168H152ZM151 169V170H152ZM211 169L213 170V171H211ZM215 169V170H214ZM235 169V170H234ZM250 169V170H249ZM263 171H264V169L263 168H261ZM3 170V169H2ZM2 170H1V173H2ZM33 170V169H32ZM63 170V171H64ZM83 170V171H82ZM91 170V171H90ZM111 170V171H112ZM127 170H125V171H127ZM136 170V169H135ZM134 171L133 172V170H132V172L134 173L133 175H131V176H133V177H136L135 178V181L134 182H136V179H138V178H141V176L140 175H142V172H144V171ZM147 170H148V167H147ZM179 170V171H180ZM210 170V171H209ZM224 170H226V171H224ZM247 170H249V171H247ZM27 171H29V170H27ZM31 171V170H30ZM29 171V172H30ZM124 171V173L122 172V174L120 173V176H123V174L126 176V174H128L129 173V175L130 174H132L131 172H128V171H130V170H128L127 172L128 173H126ZM150 171V170H149ZM148 171V172H149ZM153 171V170H152ZM182 171V170H181ZM190 171V170H189ZM222 171H224V172H226V175L224 174V176H223V173L224 172H222ZM232 171V170H231ZM230 171V172H231ZM246 171V172H245ZM252 171V172H253ZM259 171V170H258ZM263 171H261V173L263 172ZM77 172H74V173H77ZM85 172H86V174H85ZM110 172V171H109ZM108 172V173H109ZM137 172L138 173H141V174H139V175H137ZM147 172V173H148ZM216 172H217V174H216ZM237 172V173H236ZM5 173H8V172H5ZM9 173H10V171H9ZM23 173H24V170H23ZM32 173H34V171L32 172ZM55 173V172H54ZM63 173H65V171L63 172ZM73 173V174H74ZM91 173L94 175L93 177L91 176ZM107 173V172H106ZM108 173L106 174V175H108ZM111 173V172H110ZM126 173V174H125ZM135 173H136V175H135ZM150 173V172H149ZM236 173V174H235ZM264 173V172H263ZM262 173V174H263ZM52 174V173H51ZM58 174H60V173H58ZM62 174V173H61ZM67 174V173H66ZM73 174H72V176H73ZM81 174V175H82ZM104 174H102L103 176H101V177H99V179L101 180V178H105V177H108V176H105ZM118 174H117V177H118ZM3 175V174H2ZM26 175H29V173L28 174H26ZM26 175H22L23 176V178L24 177H26ZM32 175V174H31ZM47 175L48 174H45L42 178H41V180H39L40 178V175L39 176H37V180L35 179L36 178V175H34V176H32V178H34L35 180V182L37 181V183H34V184H30V186H27V184H26V182H25V180H26V178H25V180L23 179L22 180V176H21V181H24V182H22L23 184L25 183V186H27V188H28V193H27V195L29 194V196H31L30 195V193L29 192H32L35 196H39V198L41 197V194H44V189H43V186H44V184L45 183H47V182H51V181H53V179L52 180H50L51 178H53V176L51 177H47ZM56 175H57V173H56ZM56 175H54V177L56 176ZM65 174H63V176H64ZM81 175H80V177H81ZM83 175H82V177L81 178H83ZM110 175V174H109ZM112 175V174H111ZM111 175H110V177H111ZM249 175H250V178L251 177H255V178H252V179H247V178H249ZM4 176H6V175H3V178H4ZM58 176V175H57ZM60 176V175H59ZM67 176H69V178H70V176L71 175H67ZM66 175H65V177H67ZM72 176H71V178H72ZM87 176H85L86 178H87ZM119 176V177H120ZM124 176V178H122L123 179V183L125 182L126 183V185H125V183L123 184L125 187L127 186V184L129 185V183H132V182H126L125 180L127 179V178H129V177H131V176H127V177H125ZM140 176V177H139ZM144 176V175H143ZM142 176V178L144 179V177ZM261 176V177H260ZM12 177H11V179H12ZM28 177V176H27ZM30 177V176H29ZM29 177L27 178L28 180H29ZM49 178V179H45V178ZM85 177H84V179H85ZM90 177H88V178H90ZM110 177H108V178H110ZM116 177V176H115ZM114 177V178H115ZM146 177V176H145ZM6 178H8V175H7V177ZM31 178V179H32ZM39 178V179H38ZM58 178H61V179H63L61 182H60V184H62V186H66L68 189L71 187L70 186V184H69V181H68V183L66 184L64 181H65V178H63V177H58ZM87 178V179H88ZM90 178V180H92ZM148 178H149V175H148ZM208 178V177H207ZM209 178L208 179H206V182L207 181H210L209 180ZM257 178V180H254V179H256ZM11 179L10 178H8V180H10V182H11ZM14 179V178H13ZM17 179V180H18ZM55 179V178H54ZM86 179V180H87ZM101 180V182L99 181V180H97V182H99V183H101L100 185H103L104 183V185H108V186H110L108 183V181H110V179L109 180H107L106 182H105V180ZM113 179V178H112ZM121 179V178H120ZM130 180H131V178H129ZM128 179V180H129ZM133 179V178H132ZM142 179V180H143ZM146 179H147V177H146ZM227 179V180H226ZM1 180H2V178H1ZM15 181H16V179H14ZM20 180V179H19ZM28 180H27V183H28ZM56 181L58 180L57 178L55 179ZM54 180V181H55ZM66 180H68V177H67V179ZM70 180V179H69ZM76 179H74V180H71V181H73V184H75L74 185V187H71V188H73V190L75 191V188L76 187H78V186H80L82 183H83V181H85V180H83V181H81L80 182V180L78 181V179H77V182L75 181ZM117 180V181H116ZM115 181H114V179L110 182V184H112L113 183V181H114V183L113 184H116V185H118L117 183H119L118 182V180L119 179H116ZM139 181H140V179H138ZM141 180V181H142ZM252 180V181H251ZM13 181V180H12ZM32 181H33V179H32ZM53 181V182H54ZM56 181H55V183H56ZM59 181H60V179H59ZM59 181H58V186L60 185L59 184ZM89 181V180H88ZM102 181H104V182H102ZM120 181V180H119ZM147 181V180H146ZM145 180H144V182H146ZM149 181V180H148ZM257 181V182H256ZM2 182V181H1ZM5 182H6V180H5ZM19 182L20 181H18L16 184L17 185H19ZM29 182H31V180L29 181ZM75 182V183H74ZM79 182L81 183L80 185H78L79 184ZM116 182V183H115ZM122 182V181H121ZM120 182V184H122ZM143 182V183H144ZM8 181L5 183V184H7L8 185ZM12 183H13V185L15 184V182H11L10 183V188H12V190L14 191H12L11 189V191L13 192V193H15L16 191H17V189H16V191L14 190V188L16 187V185H12ZM21 183V182H20ZM63 183L65 184V185H63ZM70 183H72V182H70ZM77 183V184H76ZM85 183V182H84ZM83 183V184H84ZM90 183V182H89ZM89 183H85V185H86V187H85V185H83V187H85V192L87 193H85L86 194V196L87 195H89V197L91 198V200L93 201V203H95V202H97V197L100 195V189L102 190V192L103 193H110L111 195H112V190L111 191H109L108 190V192L107 191H105V190H107V188L106 189H102V187L99 189V187H97L98 189H96V187L95 188H93V186L91 187V184L89 185ZM92 183V182H91ZM96 182H94L93 184H95ZM138 183H140V182H138ZM142 183V184H143ZM164 183H165V181H164ZM167 183H169V182H166L165 184H167ZM180 183V182H179ZM256 183H257V185H256ZM2 185H4V180H3V182L1 183ZM23 184H20V186L21 185H23ZM56 184H55V187H53V188H55L56 189V187L58 188V186H56ZM69 184V185H68ZM88 184V185H87ZM118 185L117 187H112V185H111V187L113 188V190L114 189H118V190H120V189H123L124 188V186L123 185ZM136 184H137V182H136ZM164 184V185H165ZM172 184H177V187H180L181 185L179 184L178 185V183H173L172 182ZM182 184V183H181ZM256 186H255V185ZM262 184V185H261ZM81 185V186H82ZM97 185V184H96ZM95 185V186H96ZM99 185V184H98ZM99 185V186H100ZM115 185V186H116ZM137 185H139V184H137ZM156 185H158V183L156 184ZM193 185V184H192ZM195 185V184H194ZM194 185H193V188H194ZM255 187H254V186ZM12 186V187H11ZM24 186V185H23ZM23 186H21V187H23ZM25 186H24V189H26L25 188ZM49 186V185H48ZM68 186H70V187H68ZM73 186V185H72ZM80 186V187H81ZM108 186H105V187H108ZM120 186H121V188H120ZM122 186H123V188H122ZM158 186H160V183H159V185ZM157 186V187H158ZM167 186V185H166ZM166 186H164V187H161V188H163V189H166ZM173 187V185H169L168 184V186L167 187ZM184 186V185H183ZM182 186V187H183ZM217 187V186H219V188L217 187V189L216 188H214V187ZM221 186V187H220ZM253 186V187H252ZM261 186H263V187H261ZM5 186H3V188H2V186H1V188L2 189H4L3 191L1 190V188H0V190L3 192H1L0 194H4V196H5V193H4V191H5V189H6V191H7V188L5 187ZM9 187V186H8ZM45 187V186H44ZM51 187H52V182H51ZM60 187V186H59ZM80 187H78V188H76V190L77 189H79ZM174 187H175V191H176V189H177V187L174 185ZM174 187H173V189H174ZM185 187H186V185H185ZM185 187H183L184 189V191L183 192H181V189L179 190L181 193H179V192H177V194H179V196L178 195H176L175 197H173V199L175 198H177V200L180 198V197H182V195H183V193H184V195H186L187 193H185ZM17 188V187H16ZM49 188H50V186H49ZM61 188V187H60ZM59 188V189H60ZM70 188V189H71ZM131 188V187H130ZM169 188H167V189H169ZM214 188V189H213ZM257 188V189H258ZM21 189H23V188H21ZM23 189V190H24ZM55 189L53 190L52 188L50 189V190H52V195L53 196H57V195H55L56 193H53L54 191H55ZM62 189H64V187H62ZM116 189V190H117ZM132 189L134 190V187L132 186ZM159 189H160V187H159ZM172 188L171 189H169L168 190V194L170 193V195L172 194H176L175 192H173V193H171V191L173 190ZM65 190V192L64 193H67L66 194V198L65 199H67L68 198V196H71V193H73L74 191L72 190V192H69L66 188L64 189ZM80 191L82 190V187H81V189H79ZM105 192H104V191ZM128 190H130V189H128ZM133 190L132 191H130L131 193L133 192ZM223 190H224V192L226 191V193H224L223 192ZM252 190V191H253ZM5 191V192H6ZM10 191V192H11ZM43 191V192H42ZM58 191H63V190H58ZM57 190H56V192H58ZM79 191V192H80ZM82 191H84V188H83V190ZM122 191V190H121ZM142 191H145V190H141V192ZM163 191H165V193H167V191L166 190H163ZM163 191H161V189L160 190H158V192H157V194H159V195H161V196H159L158 197V199L160 200V203H159V205L161 206V209L162 208H164L163 210V212H165V209H167L169 206V209H172V208H174L173 206H177L175 209L177 210V209H179V204H180V201L182 200V198L184 197H182L181 199H180V201H179V204L177 203L178 201L176 200V202H175V200H173L172 199V197L170 196V195H168V194H165ZM178 191V190H177ZM219 191H221V192H219ZM262 191H264V188H263V190ZM10 192H9V189H8V191L6 192V194H8L7 195V197L8 198H10L9 197V195H12V194H10ZM17 192H20V188H19V190L17 191ZM25 192V191H24ZM114 192V191H113ZM146 192V191H145ZM160 192V193H159ZM161 192L163 193V195L161 194ZM218 192H219V194H218ZM242 192V193H241ZM259 192V191H258ZM23 192H22V190H21V194H22ZM39 193H41L40 195H38ZM60 193V192H59ZM64 193H61V194H58V196L59 195H64ZM78 193V192H77ZM76 192H74L73 194H75L74 195V197L76 196V194H77ZM82 194H83V192H81ZM108 193V194H109ZM191 193H192V195H191ZM202 193V194H201ZM222 193H224V194H222ZM254 193H256V192H254ZM253 193V194H254ZM21 194H20V197H21ZM25 194V193H24ZM37 194V195H36ZM84 194V195H85ZM102 194V193H101ZM107 194V195H108ZM109 194V195H110ZM145 194V193H144ZM180 194H181V196H180ZM259 194V193H258ZM260 194H261V192H260ZM14 195V194H13ZM34 195H32L30 198H33L34 200L35 199H37L36 197L34 198ZM78 195V194H77ZM104 195V194H103ZM103 195H100V197L98 198V203H100L99 205L98 204H96L95 203V205L93 206L95 209H96V205H97V207L99 208V209H96V210H94V212H95V214L97 213V212H99L100 214L104 211V210H100V206H101V200H100V198H101V196H103ZM106 194H105V196H103V197H110L109 195L107 196ZM116 195H117V193H115V196H113L112 195V197L114 198V197H116ZM119 195V194H118ZM135 194H132V196L133 197H135L134 196ZM164 195L166 196V195H168V196H170V199H169V197H167L166 196V198H168L169 200H171L172 202H174V205L171 207V204L170 205H167L168 207H164L163 205H165V204H163V203H161L162 201L161 200H163V202H164V200H165V197H164ZM199 195V194H198ZM221 195H224V196H222L221 197ZM249 195H251V196H249ZM1 196V195H0ZM14 196H16V193H15V195ZM29 196H24L25 198H28ZM46 196H50L51 197V194L49 195V193L48 194H46L45 193V195L44 196H42V199H43V201L41 200V202H43L44 204L42 205V203H38L36 200L34 201V202H36V204L38 203V204H41L42 205V207H37V206H40V205H36V207H37V210H35V211H33L32 212V214H33V216L34 217H36L35 218V221L37 220V223L36 222H34V217L33 218H30L31 220H32V223L33 224H35L36 226H35V228H37L38 230H41V232H42V234L44 235V236H50V234L51 235H58V234H62L63 235V233L65 234V227H66V225H64V224H69V225H71V229H73V228H76V229H73V232H72V239L70 238V241H68V244L69 243H73L76 239H78L77 237H79V232H81L82 231V229L83 228H86V225L85 224H89V222H90V220H91V218H92V211H90V213H88V208L86 209V211H87V213L88 214H86V211L84 212V214L83 215H87L86 217L85 216H83V222H84V224H83V222L80 220V218L77 220V219H75L74 218V215H73V213L75 214V217H76V212H75V210H77V208H75V205L77 204V203H75V205L73 206V208H75V210L73 211V208H72V200H70V204H69V202H67L66 200H64V201H66L68 204H66L67 205V207H68V205H69V207H68V211H69V208H70V212H66V210H67V207H65V205H64V207H65V210L63 209V210H61V207H63V203L65 204L66 202H61V200L62 199H64V198H62V196H61V198L59 199V203L61 204H59V203H57V205L59 204V207H57V206H55L54 205V203L55 202H53L52 204L49 202V201H53V200H55L53 197H51V198H53V200H48L47 198L48 197H46ZM65 196V195H64ZM120 196V195H119ZM122 196V195H121ZM140 196L141 197H144L141 201H143V202H147V200H145V195L143 196V194H141L140 193ZM174 196V195H173ZM255 196H256V194H255ZM263 196V195H262ZM262 196H259L258 197V195H257V197L258 198H260V197H262ZM17 197H19V194L15 197V198H17ZM49 197V198H50ZM82 197V196H81ZM131 197V196H130ZM133 197H131L130 198V200H132V199H134ZM186 196H185V198H183V200H185L186 198H187ZM194 197V196H193ZM194 197V198H195ZM247 197V198H248ZM4 198V197H3ZM12 198H13V196H12ZM11 198V199H12ZM48 200V201H46V199ZM72 198H73V196H72ZM85 198V197H84ZM84 198H82V199H84ZM111 198V197H110ZM113 198H111L110 199V201L113 199ZM117 198V200H119V199H121V197H116ZM116 198H114V199H116ZM119 198V199H118ZM126 198H128V197H126ZM162 198V199H161ZM210 198V203H209V199ZM216 198V199H215ZM263 198V197H262ZM11 199H9L10 201H11ZM70 199V197L67 199V200H69ZM76 199H77V197H76ZM76 199H74L76 202H78ZM79 199V198H78ZM147 199H148V197H147ZM167 199V200H168ZM188 199H187V201H188ZM243 200H244V198H242ZM242 199H240V200H242ZM256 198H254V201H256L255 200ZM1 200H2V198H1ZM4 200H5V198H4ZM17 200V199H16ZM24 200H26V199H24ZM29 200H32V199H29ZM28 199L26 200V202L28 201V202H31V201H29ZM58 200V199H57ZM56 200V201H57ZM85 200V199H84ZM108 200H109V198H108ZM111 201V204H112V202H113V204L114 203H116V202H118V201ZM168 200V201H169ZM206 200V201H205ZM240 200H238V202H237V204H238V207H237V204H236V207L233 205V206H231L232 207V209L234 208H236L235 210L233 209H231V207L230 208H228V211H229V213L231 212V210L232 211H235V212H233V213H236V210H239L238 208H239V203H240ZM245 202H247L248 200H249V198H248V200L245 198ZM7 201H8V199H7ZM15 201V200H14ZM22 201V200H21ZM39 202H40V200H38ZM45 201H46V203H45ZM79 201H80V199H79ZM95 201V202H94ZM110 201H108L109 203H110ZM128 201V200H127ZM127 201H123V202H126V203H129V204H131V205H133L134 206V204H133V201H131V202H127ZM170 201V202H171ZM186 201V202H187ZM194 201V202H195ZM252 201V200H251ZM253 201V202H254ZM263 201H264V199H262V201L260 200V201H257V204H261V203H263ZM1 202H3V201H1ZM5 202H6V200H5ZM19 202H20V200H19ZM19 202H17V205L20 207L19 208V210H21V209H23V210H27V209H29L30 210V207L29 206H31V205H33V202L32 203H28V205L25 203V201H24V203H25V206H28L29 208H27V209H25V208H23L22 206L24 205V204H22L23 203V201L22 202H20L21 203V205L22 206H20L18 203ZM49 202V204L47 205V207L45 206V204H47ZM84 202V201H83ZM85 202H87V204H90V203H88V201H86L85 200ZM84 202V203H85ZM122 202V200H119V203H121ZM145 202V203H146ZM159 202V201H158ZM165 202H166V200H165ZM186 202H184V204L186 203ZM235 202V203H234ZM8 203V202H7ZM13 203V202H12ZM73 203H74V201H73ZM82 202H80V204H81ZM135 203V202H134ZM140 204H141V202H139ZM175 203H177V204H175ZM181 203H183V201L181 202ZM189 203V202H188ZM187 203V204H188ZM190 203H193V202H190ZM233 203V204H232ZM248 203H251V202H248ZM11 202H9V206H10V208H11V210H12V207H11V205H13V204H11ZM31 204V205H30ZM83 204V203H82ZM92 204V203H91ZM116 204H118V203H116ZM136 204V203H135ZM167 204H168V202H167ZM194 205H195V208L197 207L196 206V203H193ZM193 204L192 205H190V208L191 207H194L193 206ZM247 204V203H246ZM254 204V203H253ZM255 204H256V202H255ZM255 205V208H256V206H258V205ZM4 205H6V204H4ZM16 205V202H15V206H17ZM34 205H35V203H34ZM33 205V206H34ZM71 205V206H70ZM79 205V204H78ZM77 205V206H78ZM125 204L123 203V206H124ZM127 205V204H126ZM158 205V206H159ZM182 205V204H181ZM180 205V206H181ZM197 205H198V203H197ZM198 205V206H199ZM221 205V206H220ZM241 205H242V203H241ZM250 205V204H249ZM24 206V207H25ZM33 206H31V208L33 207ZM43 206H45L46 207V209H45V211H43L44 210V208H43ZM55 206V207H54ZM61 206V207H60ZM76 206V207H77ZM84 206H86V207H89V205H85L84 204ZM128 206H130V205H128ZM187 206V205H186ZM220 206V207H219ZM245 206V205H244ZM252 206H254V205H252ZM251 206V207H252ZM4 207V206H3ZM35 207V206H34ZM85 207V208H86ZM182 207V206H181ZM189 207V206H188ZM209 207V208H210ZM219 207V208H218ZM259 208H257L258 210L259 209H261V207H264V205H259L258 206ZM7 208L8 209H10L8 206H7ZM7 208H4V210L5 209H7ZM16 208H18V207H16ZM38 208H39V210H38ZM43 209L42 210V212H40L41 210L40 209ZM80 208H81V206H80ZM102 208V207H101ZM129 208H131V207H129ZM194 208V209H195ZM201 208H200V210H201ZM241 208V207H240ZM254 208V207H253ZM252 208V209H253ZM34 209H36V208H34ZM79 209V208H78ZM82 209H83V206H82ZM104 209V208H103ZM125 209V208H124ZM127 209H128V207H127ZM132 209V208H131ZM192 209V208H191ZM199 209V208H198ZM211 209V208H210ZM210 209H207V211H206V213H208V211H210ZM229 209H231V210H229ZM244 209V208H243ZM251 209V210H252ZM262 209H264V208H262ZM14 211H16V213H17V210L18 209H13ZM19 210H18V212H19ZM22 210V211H23ZM26 211V212H30V211ZM98 210V211H97ZM130 210V209H129ZM173 210V209H172ZM188 210V209H187ZM219 210H217V212H216V214L219 212ZM245 210V209H244ZM256 210V209H255ZM258 210H256V212L255 213H253L254 212V210H252V211H250L251 212V214H256L255 216H257V214H258V216L261 214V212H259L258 213ZM13 211V213H12V216L11 217H13V215H14V217H15V212ZM64 212L65 214H63L64 216H65V218L63 217V216H59V213H61V212ZM71 211H73V213L71 212ZM78 211V210H77ZM97 211V212H96ZM138 211H140V210H138ZM167 211V214H165V215H168V212L170 211V210H166ZM188 211H190V210H188ZM221 211V213H223ZM246 211V210H245ZM262 211V210H261ZM10 212V211H9ZM12 212V211H11ZM10 212V213H11ZM25 212V211H24ZM24 212H22V213H24ZM62 212V213H63ZM129 212V211H128ZM136 212V211H135ZM174 212V211H173ZM187 212V211H186ZM191 212V211H190ZM197 212H200V211H196V212H191V213H197ZM211 213L210 214H212V211H210ZM239 213L241 212V211H238ZM237 212V213H238ZM247 212V211H246ZM262 212H264V210L262 211ZM9 213V214H10ZM22 213L20 212L19 214L17 213V215H22ZM31 213V212H30ZM61 213V214H62ZM78 213H79V215L81 216V213L78 211ZM99 213H97L98 215H99ZM127 213V212H126ZM171 213V212H170ZM178 213V215L179 214H182L181 212L179 213V212H177ZM176 213V214H177ZM220 213V214H221ZM229 213H228V215H229ZM239 213H238V215H239ZM248 213V212H247ZM128 214V213H127ZM127 214H125V215H127ZM137 214V213H136ZM140 214V213H139ZM176 214H174L173 216H176ZM226 214H224V215H226ZM244 214V216H245V214L246 213H240V215H243ZM250 214V216H252ZM263 215H264V213H262ZM27 214L25 213V215H22V216H26ZM29 215H31V214H28L27 216H29ZM78 215V214H77ZM78 215V216H79ZM97 215V216H98ZM103 215V214H102ZM171 215H172V213H171ZM203 215V214H202ZM201 215V213H200V216H202ZM219 215V213L217 214V216ZM249 215V214H248ZM247 215V216H248ZM79 216V217H80ZM96 216V215H95ZM96 216V217H97ZM100 216V215H99ZM128 216V215H127ZM138 217H140L141 216V214L140 215H137ZM181 215H179V216H176V218L177 217H180ZM216 216V217H217ZM233 216V215H232ZM235 216H237V215H235ZM234 216V217H235ZM243 216V217H244ZM17 217V216H16ZM63 217V218H62ZM126 217V216H125ZM166 217V216H165ZM165 217H164V219H165ZM197 217H199V213H197ZM216 217H214L215 219H216ZM230 217V216H229ZM249 217V216H248ZM253 217V216H252ZM261 217V216H260ZM10 218V217H9ZM23 218V217H22ZM26 218V217H25ZM77 218V217H76ZM101 218V217H100ZM170 218H172L173 219V217H170ZM169 218V219H170ZM175 217H174V219H176ZM221 218V217H220ZM224 218H226V219H228V217H226V216H224ZM231 218V217H230ZM236 218V217H235ZM14 219V218H13ZM17 219H18V217H17ZM16 219V220H17ZM29 219V220H30ZM61 219H63V220H61ZM98 219V218H97ZM163 219V220H164ZM172 219H171V221L169 220V221H167V223H169V225H170V222H175V220L174 221H172ZM182 219H183V217H182ZM181 219V217H180V220H182ZM197 219V218H196ZM238 219V218H237ZM243 219V221H244V218H242ZM246 219V218H245ZM260 219H263V217L262 218H260ZM11 220V218L9 219V221ZM15 220V219H14ZM13 220V221H14ZM19 220V219H18ZM22 220V219H21ZM25 220V219H24ZM23 220V221H24ZM77 220V221H76ZM81 221L82 222V224L81 225H85L84 227L82 226V228L80 229V228H78V221ZM167 220H168V218H167ZM177 220L179 221V219L177 218ZM177 220H176V222H177ZM184 220H185V218H184ZM229 220V219H228ZM235 220V219H234ZM241 220V219H240ZM127 221V220H126ZM136 221V220H135ZM192 221V219L190 220V222ZM193 221H194V219H193ZM192 221V222H193ZM208 221V220H207ZM211 221V220H210ZM214 221V220H213ZM222 221V220H221ZM220 221V222H221ZM224 221V220H223ZM242 221V220H241ZM242 221V223L241 224H244V225H246L247 227L250 225V223L248 224V222H247V224H246V222L244 223ZM247 221V220H246ZM11 222V221H10ZM14 222H16V221H14ZM165 222V221H164ZM176 222H175V224H176ZM181 222V221H180ZM179 222V223H180ZM186 222H188V221H186ZM186 222H184V224H183V226L181 227L180 226V228H183L184 226H185V228L188 226L187 224H190V222H188L186 225H185V223ZM202 222V221H201ZM217 222H219V221H217ZM212 223V225H216L215 226V228L214 227H210V229L212 228V230H213V228L216 230H214L215 232H217V230H218V232L219 231H221L220 233H221V235L223 234V231L226 229V227L224 228V226H225V224L223 225V223H225V222H221V224H222V226H223V228H224V230L222 231V226L220 225V223L218 224V223ZM226 222H228V221H226ZM230 222H232V221H230ZM259 222V221H258ZM260 222H261V220H260ZM259 222V223H260ZM59 223H61V224H63L64 225V232L63 231H61V230H59L60 229V226H59ZM77 225H76V224ZM139 223V222H138ZM166 223V222H165ZM172 223V225H170L171 227H173L174 228V224ZM207 222H204V225L203 226H205L204 228H206V224ZM208 223H209V221H208ZM254 223H256L255 221H254ZM263 223V222H262ZM262 223H260V224H262ZM19 224V226H21L20 225V223H18ZM24 224V223H23ZM32 224V225H33ZM73 224H75V225H73ZM203 224V223H202ZM201 224V225H202ZM211 224V223H210ZM234 224V223H233ZM240 224V225H241ZM264 224V223H263ZM16 225V224H15ZM62 225V226H63ZM69 225L67 226V227H69ZM126 225V224H125ZM136 225V224H135ZM174 225V226H173ZM176 225H178V223L176 224ZM194 225H195V222H194ZM220 225V226H219ZM228 225V224H227ZM251 225H252V222H251ZM256 225V224H255ZM254 225V226H255ZM72 226H76V227H72ZM203 226H200V225H198V228H202V230L204 229L203 228ZM231 226H233V225H231ZM236 226H237V224H236ZM66 227V228H67ZM135 227H137L138 228V225H136ZM134 227V228H135ZM193 227V226H192ZM220 229H218V228ZM230 227V225H228V228ZM244 227V226H243ZM264 226H261V228H263ZM19 228V227H18ZM34 228V230L37 232V230ZM125 228V227H124ZM123 228V229H124ZM177 228V227H176ZM184 228V229H185ZM217 228V229H216ZM227 228V229H228ZM235 228H239L240 229V227L238 226V227H235V225H234V227H233V229H235ZM250 228H252L251 226H250ZM81 230V231H78V230ZM98 229V228H97ZM136 229V228H135ZM165 229V228H164ZM178 229V228H177ZM196 230H197V227L195 228ZM208 229V228H207ZM206 229V230H207ZM209 229V230H210ZM230 229H231V232H230V230L228 231V233H226L225 231V233H226V236L228 235L229 237V240H226L225 241V239H226V237H225V239L224 238H222L221 237V235L219 236V235H216V234H218V233H215V235L216 236H218V237H221V238H219L218 240H220L221 242H219L218 241V243L217 242H215L216 241V239L218 238V237H216V236H212L211 235V231L212 230H210V233L208 232V231H206V230H204L207 234L209 233V235L211 236V238H210V236L209 235H207L210 239H212V237L214 238V237H216V239H215V241H214V244H210L211 245V249H210V245H209V247H207V248H209V250H207L205 247L206 246H208V245H206V243L208 242V241H206V240H209V242H211V240L210 239H208V237H206V236H203V238H205V240L203 241V243H201V246H200V244H199V242H198V246L199 247H197V243H196V249H199V251L201 252L202 251V249H204L205 250V253H207V252H209L210 250V253H213V250H214V252L215 253H220V254H218V255H208L209 253H207V254H205V253H202L201 252V256L203 255L204 257L205 256H207L206 258H205V260H204V258H203V264H246L247 263V260L248 259H245L244 258V252H245V254H246V252L248 253L249 252V250L247 249L248 247H247V244L246 243H244V244H242L241 242H244L243 241V238H245V236L243 237V235H245V234H243L242 232H243V230H242V232H240L239 231V229H238V231H239V233L237 232L235 235V237H234V235L233 236H231L232 234H233V229L230 227ZM249 229V228H248ZM19 230V229H18ZM90 230H91V228H89V234H90ZM181 230V229H180ZM180 230H179V232H180ZM250 230H252V229H250ZM257 230H259V228L257 229ZM22 231H23V229H22ZM61 231V232H60ZM167 231V230H166ZM176 231V230H175ZM181 231H183V232H185L184 230H181ZM199 231H201V230H198L197 232L196 231H194L195 233H196V235H198V233L201 235L202 233V231L201 232H199ZM214 231H212V232H214ZM235 231H237L236 229H235ZM245 231V230H244ZM254 231V230H253ZM255 231H256V228H255ZM254 231V232H255ZM27 232V231H26ZM36 232H32V234L34 233H36ZM40 232V233H41ZM60 232V233H59ZM63 232V233H62ZM169 232V231H168ZM167 232V234L169 235L170 233H168ZM190 232V231H189ZM194 232H193V239L196 237L195 235H194ZM204 232V233H205ZM18 233V232H17ZM21 233H23V232H21ZM30 233V232H29ZM38 233V232H37ZM37 233H36V235H37ZM97 233V232H96ZM126 233V232H125ZM176 233V232H175ZM174 233V234H175ZM224 233V234H225ZM229 233H232L231 235H229ZM242 233V234H241ZM246 233V232H245ZM252 233V232H251ZM250 233V234H251ZM28 234V233H27ZM39 234V233H38ZM163 234H165L164 233V231H163ZM181 234V233H180ZM191 234H188V235H190V236H192ZM213 234V233H212ZM249 234V233H248ZM43 235H41V236H43ZM111 235V238L112 239H114V241H120L119 239H117V236H114V234H110ZM167 235V236H168ZM206 235V234H205ZM214 235V234H213ZM252 235V234H251ZM250 235V236H251ZM254 235H255V233H254ZM25 236V235H24ZM27 236H29V234L27 235ZM25 237V238H28V237ZM59 236V235H58ZM166 236V235H165ZM166 236V237H167ZM182 236V235H181ZM186 236V235H185ZM195 236V237H194ZM264 236V235H263ZM7 237L8 236H6L5 237V239L7 240ZM15 237H17V236H15ZM36 237V236H35ZM169 237H170V235H169ZM169 237H167V239L165 238V241L167 240L168 241V239H169ZM232 237V239H230ZM8 238H11L10 236L8 237ZM13 238H14V236H13ZM11 238L13 241H11V239H9L10 241H5V239L2 241L4 244H5V249H6V251H7V253L9 254V256H22V254L21 255H19L18 253L20 252V250L22 249V248H20L19 246L21 245H19V246H17L15 243L17 242V240H16V238ZM24 238V239H25ZM163 238H164V236H163ZM172 238V240H173V238L174 237H171ZM227 238V239H228ZM233 238H235V239H233ZM248 238H249V236H248ZM190 239V241H191V237L189 238ZM189 239H188V241H189ZM193 239H192V241H193ZM222 239V240H221ZM224 239V240H223ZM172 240H169V241H172ZM197 240V238L195 239V241ZM231 240H233V241H236V242H240L241 240V242H240V244H237L235 247H236V250L237 251H235L233 248H235L234 246H233V248L231 247L232 246V242L233 241H231ZM15 241V242H14ZM165 241H164V243H165ZM166 241V242H167ZM191 241V242H192ZM212 241H213V239H212ZM8 242H10V243H8ZM19 242V241H18ZM22 242V239H21V241L19 242V243H21ZM23 242H24V240H23ZM81 242H79V244H80ZM169 243V242H168ZM168 243H167V245H168ZM193 243V242H192ZM205 243V244H204ZM211 243H213V242H211ZM190 244V243H189ZM193 244H195V242L193 243ZM205 245L204 247L202 246V245ZM207 244H209V243H207ZM230 244H231V246H230ZM235 244V243H234ZM233 244V245H234ZM241 244H242V246H244V247H242L241 246ZM166 245V246H167ZM177 245H179V244H177ZM192 245V244H191ZM212 245H213V247H212ZM239 245V246H238ZM77 246V245H76ZM169 246V245H168ZM180 246H183V245H180ZM229 246V247H228ZM241 246V247H240ZM175 247H176V245H175ZM179 246H177L175 249H173V250H176L177 249V252L179 253V250H180V252H181V248H178ZM200 247L202 248L201 250H200ZM231 247V248H230ZM242 248L241 249V251H240V248ZM74 248H75V246H74ZM164 248V247H163ZM167 247H165V249H166ZM183 249L185 248V247H182ZM213 248V249H212ZM218 248V250H216V251H218V252H216L215 251V249H217ZM245 248V251L243 250ZM86 249V248H85ZM183 249H182V251H183ZM186 249H188V247L186 248ZM189 249H190V252L189 251H187L188 253H189V255L190 254H192L191 253V248L189 247ZM172 250V249H171ZM247 250V251H246ZM165 251V250H164ZM186 250L184 249V252H185ZM196 251V250H195ZM244 251V252H243ZM84 252H85V250H84ZM84 252H83V249L80 247V245L79 246H77L76 247V249L75 250H73V251H69V252H67V254H66V258H65V262L67 263V264H72L78 257H81V255H83L84 254ZM176 252V251H175ZM176 252V253H177ZM193 252V251H192ZM198 251H196V253H197ZM199 252V253H200ZM88 253V252H87ZM167 253H169V252H167ZM187 253V254H188ZM198 253V254H199ZM250 253V255L252 256V258L253 257H256L257 255H252V252L250 251L249 252ZM248 253V254H249ZM255 252H253V254H254ZM172 254H175L174 252L172 253L171 252V254H170V256L172 255ZM182 254V257L183 256H185L184 254H183V252H181L179 255H181ZM185 254H186V252H185ZM186 254V255H187ZM194 254V253H193ZM192 254V255H193ZM248 254L245 256V257H247L248 256ZM256 254H258V256L259 257H261L260 256V254H259V252L258 253H256ZM160 255V254H159ZM175 255H178V254H175ZM188 255V257H190V256H192V255H190L189 256ZM201 256H198V257H200L201 258ZM212 256V257H211ZM250 256V257H251ZM84 257V256H83ZM159 257V256H158ZM168 257H169V255H168ZM178 257H180V256H178ZM177 257V258H178ZM186 257V256H185ZM185 257H183V258H185ZM193 257H194V255H193ZM191 258V260H193L194 258ZM198 257H196L197 258V260H198ZM217 257H219V259L217 258ZM249 257V256H248ZM247 257V258H248ZM249 257V258H250ZM21 258V257H20ZM129 258V257H128ZM157 258V257H156ZM160 258V257H159ZM172 258V257H171ZM170 258V260L169 261H173V260H175L176 261V256L174 257V258H176V259H171ZM181 258V257H180ZM252 258H250V260H252ZM256 258H258V257H256ZM256 258H254V261H255V264H256V262H259V263H261L262 262V257L261 258H258V259H260L261 260V262H260V260H257ZM167 259V258H166ZM186 259V258H185ZM190 259V258H189ZM168 260V259H167ZM181 260H183L182 258L181 259H178V261L180 262ZM250 260H248V263L247 264H249V262L251 263L252 261H250ZM177 261V262H178ZM184 261V260H183ZM185 261H189L190 262V260H185ZM199 261V260H198ZM198 261H192L193 263L192 264H196L195 262H197L198 263ZM163 262L166 264V262L164 261V259H163ZM168 262V261H167ZM171 262H169L168 264H170ZM176 262V263H177ZM202 262V261H201ZM200 262V263H201ZM263 262H264V260H263ZM262 262V263H263ZM175 263V264H176ZM183 262L181 261V264H182ZM254 263V262H253ZM147 264V263H146ZM174 264V263H173ZM177 264H179V263H177ZM183 264H185V263H183ZM199 264V263H198ZM252 264V263H251ZM258 264V263H257Z\"/></svg>","mask_w":264,"mask_h":264},{"label":"rangeland","instance_id":"2","mask_svg":"<svg viewBox=\"0 0 264 264\" xmlns=\"http://www.w3.org/2000/svg\"><path fill=\"white\" fill-rule=\"evenodd\" d=\"M2 1H5V2L3 3V6H2V8H1V10H0V18H1V15H3L5 12L7 13L8 10L11 9V10H14V12H15V10H16L17 12L14 14V17L17 18V19H21V18H23V17H26L24 20H26V21H25V22H26L25 25H27V26H28V25L31 26V22L33 23L32 26L34 25V23L38 22V23L40 24L39 27H40L41 29H42V28H44V29H45V28H53V27H54V28H59V30L61 29V31H65V32L70 33L71 35L69 36V38H71V40H74V41H77V40H78L77 38L80 36L81 33H83V34H84V37H82V36H83V35H82L80 38H84V39H86V41H88V44L86 43V41H83V43L85 42L84 45H87V46H88V45H92V47L89 46L90 48H84V49H88V51H89V49H91V48L94 49V48H95L93 51L95 52V56H96V57H97L96 52L99 51V49H98V50L96 49L97 44H98L99 48L102 47L101 50L103 49L102 51H104V47H103V46H104V43L107 44V41H108V40H107L106 37H103L104 35H103L102 32H103L104 30H103L102 27H103V22H104V20H103L104 18H103V17H104V15L106 14V12L108 11V6H109V5H108V0H102V14H101V19H100L99 23H98L97 25H95L94 27H92V28H91V27H90V28H89V27H84V26H82V25H78V24H76V23H74V22H71V21L65 20V19H63V18H61V17H59V16H57V15L51 13V12H49V11H47V10H45V9H43V8H41V7H39V6H35V5L30 4V3H27V2H25L24 0H10V6H9V7H8V5H9L8 2H9V0H0V5H1ZM11 4H12V5H11ZM14 5H15V6H18L17 9H19V10H17L16 7H15ZM13 6H14V7H13ZM132 7H133V6H132ZM135 7H137V6H134V7H133V9H134L135 11H136L137 8H138V9H137L136 13L133 14L134 16H135L138 12H140L141 10H143V8L137 7V8L135 9ZM130 8H131V5H130V7H129V9H128V10H130V12H131V11H132V8H131V9H130ZM6 9H7V11H6ZM139 9H141V10L139 11ZM18 11H19L20 13H19ZM143 11H145V10H143ZM133 12H134V11H133ZM6 13H5V14H6ZM17 13H18V15H17ZM141 13H142V11H141ZM141 13H140V14H141ZM147 13H148V11H146L145 13L143 12V14L141 15L142 18H143L142 21H140V19H141L140 17H141V16H140V15H137V16H139V21L141 22V23H139V25H138V26H140V27H135V26H133V28H136V29L138 28L137 30H139V28H140V32H141V30H142L141 33H140V32H136L137 34H139V39H138V42H139V43H140L141 40L143 39V36L147 35V34H146V31H147V33H149V30H150L153 26L155 27V24L151 27V24L149 25L150 22L148 21V23H147V20H148L149 17H150V16L147 15ZM19 14H20V15H19ZM39 14H40V15H39ZM41 15H42V16H41ZM145 15H147V18L145 17ZM18 16H19V17H18ZM20 16H21V18H20ZM137 16L135 17V19L138 18ZM40 17H41V18H40ZM144 17H145V18H144ZM28 18H29L30 20H29ZM132 18H134V17L132 16ZM27 19H28V20H27ZM153 19H155V18H153ZM33 20H34V21H33ZM132 20H133V19H132ZM137 20H138V19H137ZM137 20H133V21H134V22L136 21V24H137V23L139 22V21L137 22ZM144 20H145L146 23L143 22ZM150 20H151V17H150ZM28 21H29V22H28ZM130 21H131V20H130ZM130 21L128 22L129 25L131 24ZM154 21H156V20H154ZM154 21H153V23H154ZM163 21H164V19H163ZM142 22H143L144 24H143ZM160 22H161V21H160ZM19 23H20V22H19ZM28 23H29V24H28ZM163 23H164V22H163ZM140 24H141V25H140ZM142 24L145 25L146 27L142 26ZM147 24H148V27H147ZM156 24H157V23H156ZM161 24H162V22H161ZM164 24H165V23H164ZM164 24H163V26H164ZM104 25H105V22H104ZM127 25H128V24H126V26H127ZM129 25H128V26H129ZM132 25H133V24H131L130 26H132ZM101 26H102V27H101ZM128 26H127V27H128ZM130 26H129V27H130ZM136 26H137V25H136ZM160 26H161V25H160ZM7 27H8V26H7ZM62 27H64V28H62ZM129 27H128V28H129ZM1 28H2V29H1ZM124 28H125V27L123 26V30H124ZM128 28H126V30H125V32H127V34H128V30H127ZM130 28H131L130 31H131V30H133L134 32L136 31L135 29H132V27H130ZM141 28H142V29H141ZM145 28H146V30H144ZM147 29H148V30H147ZM0 30H1V31H0V32H1V33H0V39H1V41H0V45H1V43H4V42H5V44H8V46H9V44H10V45H12V44H16V41H19V42H20V40H22V37H21V36H20L21 38H18V35H16L17 37L14 35L15 32L12 34V31H13V30L10 31V30H8V29L6 30V28H5V30H6V32H5L4 28L1 26V23H0ZM2 31H3V32H2ZM7 31H9V32H7ZM143 31H144V32H143ZM10 32H11V33H10ZM71 32H72V33H71ZM79 32H80V34H79ZM134 32L132 33V31H131V33L128 34V35H129V38L125 37V38H127V40H128V39L130 40V37L132 36L131 38H132L133 40H131V41L128 40V42H127L126 44H129V42H130V44H131L132 46L134 45L133 48L129 45L130 48L133 49V50H135L134 48H136L135 53H133L134 51H131L132 54H130V53H129L130 55L128 54V57H127V58H129V60L131 59V57H132V60H133V56L136 57V54H138L137 52H139V50H140V49L137 50V47H138L139 45H138V46L136 45V44H138V42H137V38H136V40H134V38L137 37L138 35H137V36H134V35H136ZM68 33H66V35H69ZM76 33H78L79 36H78ZM142 33H144L145 35H144V34L142 35ZM1 34H2V35H1ZM4 34H5V35H4ZM15 34H16V33H15ZM74 34H76L77 36L74 35ZM130 34H131V35H130ZM133 34H134V35H133ZM10 35H11L12 37H10ZM13 35H14L15 37H13ZM57 35H58V34H57ZM140 35H141V36H140ZM71 36H72V37H71ZM75 36H76L77 38H76ZM1 37H2L3 39H2ZM4 37H5L7 40H5ZM140 37H141L142 39H141ZM198 37H199V38H198ZM203 37H204V36H203ZM203 37H202V35H201V38H202V39H201V38H200V34H199V36H197V40H196V39H195L196 41L193 40V42H194V41L197 42V43H196L197 46L194 45V46H195V51H196V47H197V50H201V49H198V47L200 48L203 44H205V43H201V42H203V41H202V40L204 39ZM11 38H12V39H11ZM17 38H18V40H15V39H17ZM94 38H95V39H94ZM96 38H97V39H96ZM104 38H105L107 41H106V40L103 41V46H102L101 43H102V40H103ZM169 38L171 39V37H169ZM39 39H41V38L38 36V40H39ZM76 39H77V40H76ZM93 39H94V40H93ZM10 40H12V41H10ZM13 40H14V41H13ZM36 40H37V39H36ZM38 40H37V41H38ZM42 40H43V41H42ZM53 40H54V39H53ZM96 40H97V44H96V46L94 47L93 45L96 43ZM163 40H164V39H163ZM3 41H4V42H3ZM6 41H7V42H6ZM41 41H42V42H41ZM49 41H51V40H49ZM89 41H90V42H89ZM98 41H99V42H98ZM100 41H101V42H100ZM125 41H126V40H125ZM134 41L137 42V43H135ZM165 41H166V42H165V43L163 42V44H165V45L170 44V46H168V47H169V48L172 47V43H171V42H170V43H167L168 41H170L169 39H168V40L165 39ZM13 42H14V43H13ZM39 42H41L42 44H43V43L45 44V40H44V39H41ZM39 42H38V43H39ZM47 42H48V41H47ZM108 42H109V44H110V41H108ZM113 42H114V41H113ZM174 42H175V41H174ZM174 42H173V44H174ZM195 42H194V43H195ZM199 42L201 43V46H198V43H199ZM204 42H206V41H204ZM53 43H54V41H53ZM166 43H167V44H166ZM176 43H177V42H175V44H174L175 47H174V45H173V48H174V49H176V48L178 49V47H176V46H178V44L181 45V46H185L186 50H187L188 47H190V46L193 47V46H192L193 43H192L191 41H189V42H186V41H185V42H179V43H177V44H176ZM5 44H4V46H6ZM17 44H18V42H17ZM81 44H82V43H81ZM81 44H79V45H81ZM106 44H105V45H106ZM111 44H112V43H111ZM126 44H125V45H126ZM184 44H186V45H184ZM187 44H188V46H187ZM84 45L82 44L81 46L83 47ZM165 45H163V47H167V46H165ZM189 45H190V46H189ZM205 45H206V44H205ZM8 46H7V48H8ZM81 46H80V47H81ZM106 46H107V45H106ZM135 46H136V47H135ZM186 46H187V47H186ZM207 46H208V44H207ZM2 47H3V46H2ZM82 47H81V48H82ZM93 47H94V48H93ZM168 47H167V48H163V51H164V49H165V50H168V52H169V50H170L171 48L168 49ZM0 48H1V46H0ZM4 48H5V47H3L2 49H0L1 52H3L2 50H4V51L6 50V51H7V48H5V49H4ZM9 48H10V46H9ZM9 48H8V49H9ZM81 48H79V49H81ZM105 48L108 49L107 47H105ZM201 48H205V46L203 45ZM84 49L82 48V50H84ZM131 49H130V50H131ZM174 49L170 50V55H171V52H172ZM193 49H194V48H193ZM96 50H97V51H96ZM101 50H100V51H101ZM189 50H190V51H189ZM90 51H91V50H90ZM102 51H101V52H102ZM105 51H106V50H105ZM128 51H129V48H128ZM191 51H192V53L195 52L194 50L188 49V50L186 51V53H185V50H184V51H183L184 54L182 53V55H181L182 57L180 56V57L178 58L179 60H178L177 58H175L174 55H175V54L177 55V53L174 52L175 54H172V55H171V57H172L171 60H170V58H169L170 56H168V58H169L168 61L166 60L167 58H165V60L167 61V65L164 64V63H166L165 60H163L164 62H162V58H160V61H161V62L159 61V63H160V64L163 63L162 65H163L164 67L169 65V66H172V67H175V66H176L175 68H177V66H179V68H182V67L184 66L185 69H186V68H188V67L185 66L184 63H181V61L183 60L184 56L186 55V57H187V54L189 55V52L191 53ZM78 52H79V55H80L81 57L84 56V59H86V58H85L86 56L84 55L86 52H83V51H82L83 55L80 54V53H81L80 50H79ZM94 52H93V54H94ZM165 52H167V51H165ZM165 52H163V54H164ZM181 52H182V51H181ZM181 52H179V55H180ZM196 52H197V51H196ZM198 52H199V51H198ZM87 53H88V52H87ZM97 53H98V52H97ZM172 53H173V52H172ZM98 54H99V53H98ZM133 54H135V55H133ZM166 54H167V53H166ZM166 54H165V56L167 57V55H168L169 53H168L167 55H166ZM74 55H75V54H74ZM131 55H132V56H131ZM179 55H177V56H179ZM190 55H191V54H190ZM190 55H189V56H190ZM80 56H79V57H80ZM88 56H91V53H90V55H89V54L87 55V59H86V60H90V61H88V62H91V61L93 60L92 63H94V62H95L94 60H97V59H95V58L92 57L93 55H92L91 57H88ZM130 56H131V57H130ZM165 56H164V57H165ZM135 57H134V60H133L134 62H133L132 60H130V63H131L132 65L135 64V60L137 59V57H136V58H135ZM162 57H163V56H162ZM173 57H174V58H173ZM2 58H3V57H2ZM82 58H83V57H82ZM91 58H92V59H91ZM100 58H102V57H100ZM100 58H99V59H100ZM180 58H182V60H181ZM80 59H81V58H80ZM102 59H103V58H102ZM102 59H100V61H101ZM172 59H174V60L172 61ZM175 59H176V60H175ZM184 59L188 60L189 58H188V59H187V58H184ZM82 60H83V59H82ZM82 60H81V61H82ZM86 60H83L82 63H83L84 61H86ZM177 60L180 61V64H181V65H183V64H184V65H183V66L178 65L179 62L176 63ZM186 60H185V61H186ZM102 61H103V60H102ZM102 61H101V63H103ZM136 62H137V61H136ZM169 62H171V63L173 62V64L175 63L176 65L174 66V65H172V64L169 63ZM182 62H183V61H182ZM128 63H129V62H128ZM159 63H158V64H159ZM168 63H169V64H168ZM185 63H186V62H185ZM101 66H102V64H101ZM103 66H104V65H103ZM103 66H102V67H103ZM163 66H162L161 68H164ZM180 66H181V67H180ZM104 67H105V66H104ZM104 67H103V68H104ZM159 67H160V65H157V68H158V69H159ZM161 68H160L159 70L157 69V72H158V71L161 72ZM165 68H166V67H165ZM168 68H170V67H168ZM179 68H177V70H179V73L182 74V71L184 72L185 69L183 68L184 70H182V69H179ZM166 69H167V68H166ZM172 69H173V68H171V71H172ZM189 69H192V68H189ZM163 70H164V69H163ZM163 70H162V71H163ZM168 70H169V69H168ZM175 70H176V69H174V70L172 71V73L175 72ZM193 70H194V69H192V71H193ZM192 71H191V72H192ZM201 71H202V70H201ZM201 71H200V74H201L202 76H204V75L201 73ZM104 72H106V71H104ZM104 72H103V73H104ZM160 72H158V74H160ZM166 72H167V71L165 70V72H164L165 74H164V73H163V74L161 73L162 75H161V74H160V75H161L162 77H165V80L167 81V76H168V75L166 74ZM168 72H169V71H168ZM168 72H167V73H168ZM177 72H178V71H177ZM177 72H175V73H177ZM198 72H199V71H198ZM198 72H194V73L199 74ZM169 73L172 75L171 72H169ZM169 73H168V74H169ZM175 73H173V78L171 77V79H168V80H172V79H174V78L176 77V76H174ZM184 73H187V74H186V80L184 79V78H185V76H184L185 74H184ZM184 73H183V75H182V77L184 76V77H183L184 80H181V81L176 82V83H178V84H176L174 81H173V83H172V81H171L172 84L170 83V81H169L170 84H169V83L165 84V80H164L163 78H161V80H163V81H160L159 84H158L159 86L156 85V86H155L156 89L154 88L153 91H154V90L156 91L158 88H159V91H158V90H157V91H158L159 93H162L160 90H163L164 92H165V91H168V90H167V86H169V88H168L169 90H171V89L174 90V89H175V90H174L175 93L177 92V91H176L177 89H178V92H179L180 90L183 91V90H184V89H183L184 87L181 89V88H180V87H182L181 85L186 84V81H187V83H188V82H189V79H188V78H190V77H187V76H188V73L190 74L189 71H188V72L185 71ZM197 74H193V75H192V73H191V75H189V76L194 77V78H191V79H193V80L196 78V76H197V78L199 79L200 74H199V76H198ZM156 75H157V74H156ZM165 75H166V76H165ZM171 75H170V76H171ZM158 76H159V75H158ZM156 77H157V76H156ZM159 78H160V77H159ZM169 78H170V77H169ZM176 78H177V77H176ZM197 78L195 79L196 81H197ZM201 78H203V77H201ZM180 79H181V77L178 76L177 80H180ZM191 79H190V81H191V83H192L193 80H191ZM175 80H176V79H175ZM177 80H176V81H177ZM195 80H194V82H195ZM162 82H163L164 84H163ZM167 82H168V81H167ZM184 82H185V83H184ZM174 83H175V84H174ZM189 83H190V82H189ZM161 84H162V85H161ZM170 85H171V88H170ZM178 85H180V87L177 88ZM187 85H188V84H187ZM187 85H186V87H187ZM190 85L193 86L192 84H189V86H188L189 88H185V90L188 89L187 91H189V93H190V91L192 92V91L194 90L193 87H192L193 89H191V86H190ZM194 85H195V83H194ZM172 86H173V87H172ZM183 86H185V85H183ZM157 87H158V88H157ZM164 87H165V88H164ZM194 87H195V86H194ZM122 88H123V89H122L121 91H123V93H122L121 91H119V92H117V93H119V94H120V93L125 94V96H124L123 98H125V97L128 96V97H127V98H128V101H127V98H125V99H126V103H128L131 99L135 100L136 98H138L137 101H139L140 99H142V98L139 99V97H142V96L144 95V93H143V94H142V93L139 94V92H136V91H132V92L130 93V89L127 88L126 90L129 91V92H127V91L125 90L124 87H122ZM161 88H162V89H161ZM124 90L126 91V93H124V92H125ZM148 90H150V88H149ZM148 90H147V91H148ZM40 91H41V90H40ZM40 91H39V92H40ZM151 91H152V89H151L149 92H151ZM182 91H181L180 94H182ZM36 92H38V91H36ZM36 92L34 91L35 94H33V92H31L33 95L30 94V96L34 97V96L36 95L35 97H37V94H38V96H39L40 93H39V92L36 93ZM171 92H173V91L171 90L169 93H171ZM178 92H177V93H178ZM183 92H184V91H183ZM128 93L131 94L132 96L136 97V98H134V97L131 98V96H130ZM134 93H137V94L134 95ZM154 93H155V95L153 96ZM165 93L168 94L167 92H165ZM165 93H163V94H165ZM175 93H173V94H175ZM184 93H185V92H184ZM119 94H118V96L120 97V95H122V94H120V95H119ZM145 94H146V93H145ZM148 94H149V95H152L153 98H155V96H156L158 99H159V98L161 99V95H162V94H160V95H159L160 97H159L158 94H157L156 92H153L152 94L147 93V96H149ZM156 94H157V95H156ZM166 94H165V96H166ZM171 94H172V93H171ZM173 94H172V95H173ZM27 95H29V94H27ZM86 95H88V94H86ZM138 95H139V97H137ZM141 95H142V96H141ZM169 95H170V94H168L167 97L162 96L163 98H162L161 103H162L163 101H164V102L166 101V103H168V101H167V99H168V100H169V105H168V106H170V104H172L173 107H174V104H175L176 102H173V100H172L173 98H172L171 96H170V97H171V100H170L169 97H168ZM175 95H176V94H175ZM182 95H183V94H182ZM182 95L180 96L179 94H177V96H174V95H173V97H174L175 99H176V98H179V96H180V98H182ZM184 95H185V94H184ZM30 96H29V98H32V97H30ZM90 96H91V95H90ZM26 97H27V96H26ZM26 97H24V98H26ZM85 97H87V100H88V96H85V95H84V98H85ZM183 97L186 98V97H188V95H187V96H183ZM24 98H22V99H24ZM37 98H38V97H37ZM37 98H35V99H37ZM84 98H81V99L83 100ZM92 98H94L93 100H95V97H93V96H91V98H90L89 100L92 101ZM129 98H131V99H129ZM153 98H152V99H153ZM26 99H27V98H26ZM26 99H25V101H26ZM35 99H34V98L31 99V100H30V99H27V100H28L27 102L36 103V102H35ZM149 99H151L150 96H149ZM149 99H148V102L143 103V104H144V105H143L144 107H143L141 104L139 105L140 107L134 105V106H136L137 108H136V107H133V106L130 105L131 107L134 108V110L136 109V110H135L136 112H135L134 110L132 111V115H133V117H134L135 119H134L133 117H130L131 115H128L129 117H127V116L125 117V118H126V122H125V123L127 124V121L129 120V121L131 122V123H130V122L128 121L130 124L128 123L127 125H126V124H125V125H122V124H124V122H123V120L120 119V118H121V115H118V113L114 114L113 116L117 115L118 117H120L119 119L122 121V122H121L122 124L120 123V120L117 119V118H118L117 116H116V117H113V116H112V118H115V119H116V120L114 119V121L119 120L118 123L121 125L120 127L118 126V127H119V129H118L119 132H118V131L116 130V127H117V126L115 125V124H117V123L115 122L114 125H115L116 127H115V126H114V127H115V130L117 131L115 136L117 137V136H118V133H119V135H120V134H124L125 136H126L125 133H129V134L131 133L130 136H127V137H124V138H125V139H126V138L128 139V137H130V139H132V141H131L130 139H128V141H131V142H128L127 139L125 140V142L127 141V142L129 143L128 145H132L133 148H132L131 146H128V145H127V142L125 143L124 141L118 140V139H121V135H120V137H117L116 140L121 141L122 143H124L125 146L127 145V147H129L130 149H131V148H132L133 150L135 149V150H134V151H135V152H134L135 155H133V154H134L133 151L130 152V150H129L128 148H127V149L124 148V151L129 150L128 154H130V155L133 153L132 155H133V158H134V159L136 158V156H139V155H140L139 158L137 157L138 160H139V159H140V160L142 159L144 162H143L142 160H141V161L139 160V162H138V160H135V162H137L136 164H140V165H142V164L144 163V164L147 165L146 162H151V161H153V162L155 163V160H154V159H158V158H155V157H158L159 154H161V155L163 154L164 157H165L166 159H168L169 162H168L166 159L163 160V159H164V158H163V155H162V157H161V155H159V157L162 158V159H161L162 162H163V161H167V162H164V165H163V163H162V165L160 166L161 162H160V164H157L158 162H157V160H156V163H155V164H157V166H156V165H155V166H156L157 168H156V167H152V166H154V163H153V162L148 163V165H147L148 170H147V167H145L146 165H144V164H143L142 166H139V165L136 166L135 162H133L134 160L132 161L133 163H130V161H129V157L131 158V156H128V157H127V158H128V163H129V164H132L133 166H132V165H129V164L127 163V165H129L128 170H130V171H128L126 168H125V169L122 168L123 171H119V174H118V173H115L114 170H112V168H113V166H112V164H111V163H112V162H111L112 160L110 159V157H111L112 155H109V156H110L109 158H108V157H104V160H105L106 158H107L108 160H105L104 163H102V161H100L102 164H101V165L99 164V165L102 166L103 164H105V165H107V167L109 166L108 168H110V167L112 166V167L109 169V171H110L111 173L108 171V168H107L106 166H105V167H106L105 169L100 168V169H103V170H101V172L104 171V170H107V171H105V174H104V173H102V174H104L105 176H108V177H110L111 174H112V175H111L110 178L105 177L104 179L101 178V180L103 179V180H105V182H106L107 180L110 179V181H108V182H109L108 184H109L110 186H108V185H104L105 183H104L103 185H100L101 183L97 182V180H99V181L101 182V180L99 179V177L103 176L102 174H101V176H99V175H100V172L92 171V173H94V175H95V173H96V175H95L96 177H95V179H94V182H96L95 184H93V183H94V182H93V178H94L93 176H94V175H93L92 173H91V176H92L93 178H91L90 176H87L88 174H86V172H85V174H86L85 176H87V178L90 177L92 180H90V178L87 179L82 173H80V175H81V174L83 175V178H81L82 175H81V177H80L79 172H77V171H75V170H74V172H77V173H74V172H73V169H74L73 167H74L75 164H77V163L74 164L75 161H74V162L72 161L73 164H74V166H72V165H73L72 163H71V164H72V165H71L70 162L66 161L67 159H69V156H70V155H69V156H66V155H67L66 153H68V152H72V151H69V147H68L69 145L67 146V144H64V145H65L64 147L67 146V148H68V149H67L68 152H67V150L65 149L66 152H65V151H64V152H65L66 155H63V156L61 157V159H60V155H62V153H60L61 150H60V152H58V153H60L59 156H58V155H57V156L52 155V154H57V150L61 149L59 146H57L59 149H56V153H54V152H53V153H49V152H48L49 154H47L46 152H44V151L42 152V151L40 150V151H41V152H40L41 154H40L39 156H42V155L46 154V155L44 156V159L41 158V157H40V159H38V157H39L38 154H37V155H36V154L34 155V154H31V153L27 152V153H29V154H31V155H34V156H31V155L28 154V155H29V156H28V155L26 154L27 157L30 158V159H28V158L26 157V155L23 156V152H21V153H22L21 157L23 156L22 158L19 157V156H17V155H19V154H21V153L18 152V150H17L16 148H18L17 146H19V148L21 147V149H22V142H20V141H15V140H13V141L10 140L11 142H14V141H15L12 145H15V147H16L15 149H16L17 152H16V151L13 152V151L11 150L12 148H11L10 150L8 149V151H9V152H8L6 149H3L2 147H4V145H5V146L7 145V147H8L9 145L6 143V141H5L6 144L3 145L2 143L4 142V140H1V142H0V152L2 153V152L4 151V153H9V154L13 153V154H11V155H9V156H8V154H7V155L5 154V155H6V156H5V155H3L4 153H3V154L0 153L1 158L3 157V158L5 159V158L7 157L6 160L10 162V165H9V162L7 163V162H5L6 160H5V161L3 160L4 162H2V165H1L2 168L0 167V188H1V186H2V188H3V186H5V187L7 188V191H8V189H9V192H10V191L12 190V188H10V183H11V182H15L14 185H16L17 188H16V187L13 185V183H12V185L15 187L14 190L16 191V189H17V191H18L19 188H20V192H17V191L15 192V193H16V196L19 194V197H17V198H15L16 196H14L15 193H13V192H14L13 190H12L13 192H12V191L10 192V194H12V195H9V197L11 196L10 198L7 197V195H8L9 193L6 194V192H7L6 189H5L6 192L4 191L5 196H4V194H3V195L0 194V195H1V196H0V264H11V263L8 261L7 257H6L7 251H6V249H5V244L2 242V241L5 239L6 236H8V237L10 236L11 238H13V236H14V238H16V240H17V242H16L15 244H16L17 246H19V245L21 244L19 247L22 248V249H21L20 252L18 253L19 255H21V254H26V253H32V252H37V253H41V254H50V253H56V252H65V251H67V250L74 249V246L76 247V245H77V246L79 245V242L81 241L82 236L84 237V234L89 230V228H95L97 231H99V233H100L101 235H103V236H105V237H111L110 234H114V236H117V239H119L120 241H123L122 245H120V246H122V249H124L125 256L123 257V259H125L126 264H146V263H147V264H165V263L163 262V259H164V261L166 262V264H168L169 262H171V261H169L171 257H172L171 259L173 260V259H176L178 256H180V257L184 260V261H183V260H181V261H182L183 263H185V264H192L194 261H198V260H199V261H198L199 264H203V261L205 260V258H206L207 256L204 257V256H203L204 254L201 256V255H200L201 252L203 251L202 253H205V250H206V249L209 250V248H207V247H209L210 244H214V241H215L216 237H218V236H216V235H219V236L221 235V233H220L221 231L218 232V230H217V232H215L216 230H215L214 228H215V226H216L217 224H216V225H212L213 222L216 223L217 221H219V222H217V223H218V224L220 223L221 226H222L221 222H225V223H223V225L225 224L224 228L226 227L225 230H226L227 232L224 230L223 226H222L221 228H222V231L224 230L226 233H228L229 230H230V232H231L230 227L233 229L234 225H235V227H238V226H239L240 229H239V228H235L237 231H235V229H233V230H232V231H233V234H232V233H229V235L232 234L231 236L234 235V237H235V236H236L235 234H236L237 232L239 233V231L242 232V230H243L242 233L245 234V235H243V237L245 236V238H243V241H244V242H241L242 240H241L240 242H241L242 244L246 243V244H247V247H248L247 249L249 250V252L251 251V252H252V255H257L256 257H258V258H261V257H262V262H263V260H264V236H263V235H264V227L261 228V226H264V224H263V223H264V215L262 214V213H264V212H262V211L264 210V209H262V208H264V207H261V209H259V210H258L257 208H259V207H258L259 205H264V201H263V203H261V204H257V201H260V200L262 201V199H264V191H262L263 188H264V187H263L264 185L261 186V187H263L262 190H261V188H258V187H260V186L258 185V187H257L258 189H257V188H254L255 191L252 189L253 191L251 190V192H250V191L248 192V194H250V193H252V192H253V193L256 192V193H254V194L252 193V196L249 195V196H251V197H253V198L248 197V196H247V193H246V196H245V197H240V199L244 198V200H243V199H242V200L238 199V200H240V203H239V208H238L239 210H236V213H233V212H235V211H232V210L234 209V208L232 209V207H231V206L234 205L233 203H232L233 205H231V206L228 207V208L231 207V209H232V210L229 209V210H231L230 213H229V211H228V208H227V211H226L227 214L224 213V211L219 210V209H216V210L214 209V210H212L213 208L216 207V205L218 206V204H219V203H217V201L220 200V199H218L220 196H219V197L217 196V199H218V200H217L216 198H215L216 200H214V196L217 194V191H218V190H221V189H225V190H227V188H224V187H229L228 184L231 183V181H232L235 177H237V176H239V178L241 177V180H245V179H242V178H244L243 176H240V175H241L240 172H241V171L244 172V170H246V168L249 167V166H248V167L244 168L245 165L247 166V164H248L249 162H250L249 164H251V160H252V158H253L254 156H257V153H258V155H259V154H261L262 156L264 155V154H263V153H264V148H263L264 145L261 146L262 144H261V141L259 140V138L256 140V139H254V138H256L257 136H254V138H253V135H252V134L256 135V133H255L256 130H253V129H257L256 127L254 128V126H255V122L258 121V119L255 121L256 116L253 115V117L255 116L254 119H253V117H252V119H253L255 122H254V121L251 122V119H250L251 116H250L249 118H247V116H244V115H252V114H242V115L246 118V121H245V120H239L240 118H242V116L239 115V114H241V113H239V114H237V115H235V114H232V115H231V114H228V112H227V113H226L227 116H226V114H225V112H224L223 114H225V115H222V116H224V118H225V120H224V118H223V117L221 116V114H220V113H222V112H220V113H217V114H219V116H218L219 118L222 117V120H221V119L219 120L218 118H215V117L213 118V120H214V123H217V124L219 123V124H220V121H221L222 123L220 124V126H219V125L217 126V124H216V126L214 127V126L211 124V122H212V121H211V120H212L211 115H213V116L216 115V117H217V114L214 115L213 112L215 113V112H218V111H214L215 109H214V110H211V108H210V111H211L212 114H211L210 111H209V113H210V115H209L208 112L206 111V112H207V115L209 116V119H211L210 121H208L209 119H208V117H207V119H208L207 121H208V123H209L210 125H209L208 123H204V122L206 121V118H204L203 121L200 120V119H202L203 117H202V118H201V117H199V118L197 117L201 122H200L199 124L196 123L195 121H196V120L199 121V120L196 119V117H195V120H193V122H195V123H193V124H194V125L196 124V127H197V128H195V126H193V127L195 128V130L193 131V129L187 127L186 125H187L189 122H191V123L188 124L190 127H192L191 125H193L191 119H193L194 117L191 118V115H192V116H194V115H193V114H189V113H191V111H192V113H193V111H194V107H196V103H195V104H191V106L195 105L193 108H189V107H191L190 104H189V101H188V100H190V99L187 98V99H188V100H187L188 103H186V104H188V107H187V108L192 109V110H191V111L189 110L190 112L188 113V109H187V113H188V114L186 113L187 115L184 113L185 117L190 118V119H187V120H189V121L186 120L188 123H187V124L184 123V124H185V126H186L187 128L190 129V131L194 132V134L196 135V136H195L196 147L194 146V147L196 148V149H195L196 152H195V151L193 150V148L191 147V146H193V144L195 145V143H193V144L191 145V143L194 141V139H191L192 136L194 137V134H192V132H190V133L192 134V136H191V134H190L189 137H188V138H190V139L192 140V142H190V139H188L189 142H190V144H189L188 142H187V143L185 142V143L188 144V145H186V144H182V149L180 150V149H179V146H180L179 144H177V143H176V144L172 143V144H173L172 147H174V149L170 146V147L172 148V149H171L172 151H171V150L169 149V148H170L169 146H168V148H167V145H170L171 143H170V141L168 142V140H169L168 137H169V136H168V135H167L168 137L166 136V129H165L166 126H165V125H166L167 122L169 123L173 118L175 119L176 117L180 116L179 114H180L181 112L179 113V110H177L178 112L176 111V112H174V113H170V112L176 110V109H175L176 106L174 107V109H175V110H174L173 107H172V109H171V108H169L167 105H163V104H162V105H161V108H159V110H160V109L162 110V109H163L162 107H165V106L168 107L169 110H168V108L165 109L166 113L169 114L168 117L171 116V118H172L173 115H175V113H178V116L173 117L171 120L169 119L170 121H167V120H166V122L163 121V123L161 124V121H160V120H157V119H160L159 117L161 116V113H163L162 111H164V109H163V110L161 111V113H160V112H158V111H159L158 108H156L157 106L159 107V104L157 105L156 101H160V99H159V100H158V99L156 100V98H155V99H153V100H152V99L150 100V101H154L155 103H154V102H153V103H152V102H149ZM175 99H174V101H175ZM84 100H86V99H84ZM87 100H86V101H87ZM120 100L123 101V102L125 103V101L122 100L121 98H120ZM25 101H22V103H21V104L24 105V106H22L23 108H25L26 105H28L27 108H31V107L34 105V104H29V103H27V104L25 105V104H24V103H26ZM170 101H172L174 104H173L172 102H170ZM179 101H180V102H179ZM181 101H182V100H177V102H179V103H178L179 106H178V105H177V106H178L179 108L182 107L183 110H182V109H180V110H181L182 112H184V110L186 111V106H187V105H186V106L184 105V103H185L186 100L182 101L183 103H182ZM23 102H24V103H23ZM82 102H83V101H82ZM88 102H89V101H88ZM93 102H94V101H92V104H93ZM164 102H163V103H164ZM124 103H123V104H124ZM131 103H132V100L130 101L129 104H131ZM150 103H151V104H150ZM158 103H159V102H158ZM161 103H160V104H161ZM180 103H182V105H184L185 109H184V107H183ZM190 103H191V102H190ZM193 103H194V102H193ZM90 104H91V102H90ZM92 104H91V105H92ZM129 104L126 105V106H127L126 109H127L128 111H129V108H130V107H128ZM152 104H154V106H153ZM155 104H156V105H155ZM164 104H165V103H164ZM197 104H199V103H197ZM31 105H32V106H31ZM87 105H88V104H87ZM93 105H94V104H93ZM147 105H149V106H148L149 108H147ZM202 105H203V104H202ZM78 106H79V105H78ZM78 106H77V107H78ZM94 106L97 107V106H96V103H95ZM126 106H124V107H126ZM151 106H153V107H151ZM180 106H181V107H180ZM197 106L199 107V105H197ZM74 107H76V106H74ZM80 107H81V106H80ZM80 107H78V109H79ZM85 107H86V105H85ZM89 107H90V106H89ZM145 107H146V109H145ZM150 107H151L152 110L150 109ZM154 107H155L156 110L154 109ZM166 107H165V108H166ZM178 107H176V108H178ZM198 107H197V108H198ZM204 107H205V108H204ZM204 107H203V106H202V107L200 106V108H203V109H205V110L208 109L207 105L204 106ZM206 107H207V108H206ZM92 108H94V107H92ZM143 108H144V109H143ZM179 108H178V109H179ZM124 109H125V108H124ZM124 109H123V110H124ZM126 109H125V110H126ZM138 109H139V110H138ZM140 109H142L143 111L140 110ZM148 109H149V110H148ZM198 109H199V108H198ZM203 109H201V110L204 111ZM212 109H213V108H212ZM123 110L121 111V113L123 112ZM125 110H124V112H125ZM127 110H126V112H125L126 115H127V112H128ZM146 110H148L150 113L153 111L154 114L152 113V114H153L152 116L155 115V118H157V119L155 120V118L152 117V116L150 115V113H149L148 111H146ZM150 110H151V111H150ZM157 110H158V111H157ZM170 110H172V111H170ZM208 110H209V109H208ZM138 111H140V113H139ZM154 111H156L157 114H156V112H154ZM212 111H213V112H212ZM124 112H123V113H124ZM133 112H135V113H133ZM144 112H146V114H145ZM75 113L77 114V112H75ZM75 113H74V114H75ZM129 113H130V111H129ZM129 113H128V114H129ZM142 113L145 115L144 117H143V114H142ZM148 113H149V114H148ZM164 113H165V112H164ZM203 113L205 114V112H203ZM74 114H73V115H74ZM76 114H75L74 116H75V117H76V116L78 117L79 114H81V113H79L78 115H76ZM119 114H120V113H119ZM130 114H131V113H130ZM170 114H171V115H170ZM172 114H173V115H172ZM182 114H183V113H182ZM149 115H150V116H149ZM163 115L165 116V114H163ZM176 115H177V114H176ZM184 115H181V117L184 116ZM188 115H189V116H188ZM230 115H231V118H230V117L228 118V116H230ZM74 116H73V117H74ZM122 116H125V114H123ZM156 116H157V117H156ZM225 116H226V117H225ZM232 116H233V117H232ZM240 116H241V117H240ZM79 117H80V116H79ZM142 117H143L144 119H143ZM145 117H146V118H145ZM148 117H149V118H148ZM166 117H167V116H166ZM168 117H167V118H168ZM181 117H180V118H181ZM236 117H238V120H239L240 122H242V123H240V122L236 119ZM239 117H240V118H239ZM123 118H124V117H123ZM123 118H122V119H123ZM125 118H124V121H125ZM127 118H128V119H127ZM129 118H130V119H129ZM151 118H152V119H151ZM153 118H154V119H153ZM164 118H165V117H164ZM167 118H166V119H167ZM232 118H235V119L237 120V123H236V120H234V119H232ZM245 118H242V119H245ZM142 119H143V120H142ZM174 119H173V120H174ZM177 119L179 120V118H177ZM177 119H176V121H178ZM216 119H218V120H216ZM229 119H230V120L232 119V120H231L232 123H229V122H228L230 125L226 123V121L229 120ZM247 119H248V121H247ZM249 119H250V122H249ZM73 120H74V118H73ZM73 120H72V121H73ZM76 120H78V123L81 121L79 118H76ZM131 120H135V122H133V121H131ZM173 120H172V121H173ZM184 120H185V119L182 117V118L178 121L179 123H178V122H175V121H174V122L177 123V124H181V122L184 121ZM190 120H191V121H190ZM204 120H205V121H204ZM223 120H224V121H223ZM112 121H113V120H112ZM114 121H113V123H114ZM157 121H158V122H157ZM159 121H160V122H159ZM180 121H181V122H180ZM186 121H184V122H186ZM233 121H235V123H233ZM76 122H77V121H76ZM132 122H133V124H132ZM223 122H224V123H223ZM238 122H239V123H238ZM243 122L246 124L247 127L244 126L245 124H244ZM248 122H249L250 124H249ZM164 123H165V125H163ZM225 123H226V124H225ZM256 123H257V122H256ZM54 124H55V123H54ZM76 124H77V123H75V125H76ZM79 124H80V123H79ZM79 124H78V125H79ZM131 124H132V126H131ZM160 124H161L163 127H160V126H161ZM171 124H172V123H169L170 126H171ZM173 124H174V123H173ZM177 124H176V126H177ZM247 124H248V125H251V127H253V128L251 129ZM252 124H254V126H252ZM56 125L58 126L59 124L56 122ZM56 125H55V126H56ZM78 125H77V128H78ZM117 125H118V124H117ZM167 125H168V124H167ZM214 125H215V124H214ZM0 126H1V125H0ZM81 126H82V124H81ZM81 126L79 125V127H80V131L78 130L79 128H78V129L76 128V130H78L79 133L81 132L80 134H82V131H84V129H85V127H83L84 125L82 126V129L84 128L83 130L81 129ZM126 126H127V127H126ZM130 126H131V127H130ZM3 127H4V126H3ZM114 127H113V128H114ZM125 127H126V129H124ZM132 127H133V128H132ZM186 127H185V128H186ZM241 127H242V128H241ZM0 128H2V127H0ZM161 128H162V129H161ZM243 128H247V129L249 128V129L247 130V131H248L247 133H249V134H250L252 131L254 132V133L251 134L252 137H251V135L249 136V140H248L247 137H245V136H248V134H245L246 132L243 131V130H246V129H243ZM123 129H124V130H123ZM163 129H165V133H164V130H163ZM189 129H187V131H189ZM196 129H197V130L199 129V130H198L199 133L202 131V133L199 134L200 136H199L198 138H196V137H197V134H196V133H197V130H196ZM238 129H239V130H238ZM0 130H1V129H0ZM81 130H82V131H81ZM113 130H114V129H113ZM115 130H114V132H115ZM122 130H123L124 132H125V130H127V131H126L125 133H123ZM161 130H163V132H162ZM241 130H242V131H241ZM78 131H77V133H78ZM120 131H122V132H120ZM195 131H196V132H195ZM225 131H226V132H225ZM239 131H240V132H239ZM249 131H251V132H249ZM161 132L164 134V136H163V134H162ZM243 132H245V133H243ZM223 133H224V134H223ZM225 133H226V135H225ZM227 133H228V134H227ZM242 133H243V134H242ZM114 134H115V133H114ZM201 134H202V135H201ZM221 134H223V135H221ZM228 135H229V136H228ZM162 136H163V137H162ZM165 136L168 138V140H167V138H166ZM190 136H191V137H190ZM218 136H219V137H218ZM222 136H224V137H222ZM225 136H226V137H225ZM227 136H228V138H227ZM0 137H1V136H0ZM65 137H66V136H64V139H63V140H66ZM69 137H70V136H69ZM69 137H68V138H69ZM220 137H222V138L225 139V140L227 139V140H229V141H231V142L233 141V142H232L233 144H232V143L230 144V145H233L232 147L236 146V145H234V142L237 143V144H239V145L237 146V147H238V150H236L235 147H234L235 149H232V151H233V150H236L235 152L233 151L234 154L231 153V155L233 154L232 158H233L234 155L236 154V155H238V156H237L235 159H237L238 157H240V158L243 157L242 159H244V156H241L242 154L239 153V147H240V148H243V146H244L245 149H246V147L248 146V147H247L248 149L250 148L251 150L254 149V150H256V151L253 150L254 153H252V152L250 151V149H249V151H248V149H247V150L243 149V151L245 150V152H246V153H245V152H242L243 155H244V153H245L248 157H247L246 155H245V156H246L247 158H250V159H248L249 161L247 160L246 157H245V159L243 160L244 162H245V160H246V161L248 162V163L246 162L247 164H246V163H234L236 160L234 161L233 159H232L233 161H232V160H229V161H232V163L230 162L231 164H228V163H229L228 160L226 161V159H224V158H223V159L219 158V157H221V155L223 156L222 153H221V155H220V154H219V155H216V153H215L214 156L212 155V154H213V153H212V154H211L212 157H211V155H208V153L212 152V151H210L209 149H207L208 147H209L210 149L213 148L212 150L215 151V152H217V149H218L217 146H218V147H221V146H222V143H220V142H219V145H217V144H218L217 142L221 139ZM250 137H251V138H250ZM6 138H7V137H6ZM159 138H160V139H159ZM162 138H163V139H162ZM170 138H171V137H170ZM217 138H218V141L215 140V139H217ZM246 138H247V139H246ZM252 138H253L254 140H256V142H255L254 140H251ZM158 139H159V140H158ZM79 140H80V138H78V140H77V138H74L73 136H71V138H69V140H68V144H70V150H71L72 148H73V150H75V148H76L77 146H78V148H76V150L79 149V146H80V143L78 142ZM122 140H123V138H122ZM143 140H144V141H143ZM225 140H224V141L220 140V141H221V142H226V144L229 145V141L227 142V141H225ZM2 141H3V142H2ZM66 141H67V140H66ZM66 141H65V142H66ZM159 141H160V142H159ZM213 141L217 143V144H216V147H215V144H214V147H210V146L213 145V143H214ZM252 141H253V142H252ZM258 141L260 142V146H261V147H260V150H259V143L257 144L258 146L254 144V142L257 143ZM7 142H9V141H8V138H7ZM11 142H10V143H11ZM19 142H20V143H19ZM121 142H120V143H121ZM132 142H133V144H132ZM165 142H166V143H165ZM171 142H174V141L171 140ZM130 143H131V144H130ZM169 143H170V144H169ZM200 143H201V144H200ZM18 144H19V145H18ZM20 144H21V146H20ZM103 144H105V145H103ZM103 144H98V145H100V146L98 147V150H99V148L101 147V145H102V146H106V147L108 146V144L106 145V143H103ZM143 144H144V147H143ZM199 144H200V147H198ZM226 144H224V145H226ZM252 144H253V145H252ZM1 145H3V146L1 147ZM23 145L25 146V151H27V149H26L27 146H26L25 144H23ZM120 145H121V144H120ZM122 145H123V144H122ZM122 145H121V146H122ZM174 145L176 146V149L178 148L179 151H181V153L178 152V151H177V152H178L179 155L182 154V156H184L183 158H185L186 162L191 160L190 163H186V162H185L186 164H185L184 162H182V163H184V165H186V166L181 165V167L184 166L183 168L180 167L181 162H180V164L178 163L179 160L181 161V159H179V158H182V157H179L178 154H176V156H178V157L175 158V154L172 153L173 150H175V146H174ZM177 145H179V146H177ZM220 145H221V146H220ZM240 145H241V146H240ZM254 145H255L256 147H255ZM10 146H11V144H10ZM162 146H163V148H162ZM185 146H187V147L190 146V148H192V151L195 152V153H194L195 156H194V154H193V155L185 154V153L187 152V150H190V148H188V149L185 150ZM201 146H202V147H201ZM205 146H206V149H207L206 151L204 150V149H205ZM207 146H208V147H207ZM251 146H253V147L251 148ZM11 147H12V146H11ZM93 147H94V146H92V148H93ZM96 147H97V145H95L94 149H95ZM122 147H123V146H122ZM134 147H135V148H134ZM157 147H158V148H157ZM160 147H161V148H160ZM164 147H165L167 150H166ZM180 147H181V146H180ZM183 147H184V148H183ZM187 147H186V148H187ZM9 148H10V147H9ZM23 148H24V147H23ZM108 148H109V147H108ZM120 148H121V147H120ZM198 148H199V149H198ZM201 148H202V149L204 148V149L202 150ZM13 149H14V148H13ZM15 149H14V150H15ZM21 149H20V150H21ZM94 149H93V152H94ZM96 149H97V148H96ZM96 149H95V151H98V150H96ZM125 149H126V150H125ZM132 149H131V150H132ZM163 149H164V150H163ZM178 149H177V150H178ZM261 149H263V150L261 151ZM22 150L24 151V149H22ZM101 150L104 151L105 148H104V149H100V151H99L98 153L94 152V155H96V154H101ZM119 150H121V149H119ZM122 150H123V148H122ZM122 150H121V153H123ZM146 150H147V151H146ZM155 150H156V152L154 153ZM182 150H184V151H186V152H184V151H182ZM219 150H220V149H219ZM219 150H218V152H221V150H220V151H219ZM240 150L242 151V149H240ZM257 150H258V151H257ZM5 151H6V152H5ZM107 151H108V149H107ZM207 151H209V152L207 153ZM232 151H231V152H232ZM241 151H240V152H241ZM91 152H92V150H91ZM93 152H92V153H93ZM174 152H175V151H174ZM183 152H184V153H183ZM197 152H198V153H197ZM218 152H217V154H218ZM237 152H238V153H237ZM247 152H248L249 154H248ZM255 152H257L256 155H254ZM17 153H19V154H17ZM24 153H26V152H24ZM42 153H43V154H42ZM75 153L77 154L76 151H75ZM75 153H74V151H73V154H75ZM102 153H105V151L102 152ZM106 153H107V152H106ZM171 153L174 154V158H172L173 155H172ZM188 153H189V151H188ZM190 153H191V152H190ZM190 153H189V154H190ZM205 153H207V155L210 156V158H205V157H207V155L205 156ZM250 153L253 155L252 158L250 157V156H251ZM16 154H17V155H16ZM63 154H64V153H63ZM68 154H69V153H68ZM73 154H72V155H73ZM76 154H75V155H76ZM78 154H80L79 150H78ZM119 154H120V151L118 152V155H119ZM124 154H125V153H124ZM124 154H120V155L122 156V155H124ZM128 154H127V155H128ZM146 154H147V155H146ZM151 154H153V156H155V157L150 156ZM12 155H13L14 158L11 157ZM47 155H48L49 157H47ZM50 155H51V156H50ZM75 155H73V157L70 156V158H71L72 160H73L74 158L77 159V156H78V155H77L76 157H74ZM102 155H103V154H102ZM104 155H105V154H104ZM104 155H103V156H104ZM116 155H117V154H116ZM116 155H115V157L117 158L118 155H117V156H116ZM141 155L143 156V158H142ZM165 155H166V156H165ZM167 155H168L169 157H167ZM171 155H172V156H171ZM236 155H235V156H236ZM239 155H240V156H239ZM249 155H250V156H249ZM4 156H5V157H4ZM16 156H17V157H16ZM37 156H38V157H37ZM64 156L66 157V159H65ZM79 156H80V155H79ZM90 156L93 157L92 154H91ZM99 156H100V155H97V157H99ZM124 156H126V154H125ZM124 156H123V157H124ZM134 156H135V157H134ZM170 156H171V157H170ZM190 156H191V157L194 156V157H193L194 161H193V159H190V158H191ZM217 156H218V157H217ZM24 157H26V159H25ZM42 157H43V156H42ZM45 157H47V158H45ZM55 157H56V158L59 157V158H57V159H60V161L62 160L63 163L61 162V164H60V161L57 160ZM97 157H96V158L93 157L94 159H92V161H91V160L89 161L90 164H91V166H94V165H95L94 162L98 160ZM101 157H102V156L99 157V158H100L99 160H103V158L101 159ZM113 157H114V154H113ZM113 157H112V159H113ZM123 157H122V159H123V161H125V163H126L127 159H126V158H123ZM144 157H146V158L149 157V158H147V159H149V161H145L144 159H146V158H144ZM151 157H152V159H153V158H154V159L152 160ZM216 157H217L218 159H221V160H224L225 162H227L228 165H227L226 163H225V164L223 163V165H226V168H223V167H225V166L222 165V162H223V161L221 162V160H220V162H221V166H222V167L218 165L220 162H218V161H219L218 159H217V161H216V159H215ZM3 158H2V159H3ZM17 158H20V159H17ZM23 158H24V159H23ZM31 158H33V159H31ZM78 158H79V157H78ZM118 158L121 159V157H119V156H118ZM133 158H132V159H133ZM160 158H159V159H160ZM171 158H172V159H171ZM183 158H182V160H183ZM240 158H238L236 162H240V160L242 161V159H240ZM255 158H256V160H257V158H259V157H255ZM16 159H17V160H20L21 162H20V161H17ZM27 159H28V160H27ZM34 159H36V162H35ZM42 159H43L44 161H42ZM55 159H56L57 161H56ZM63 159H65V162H64ZM71 159H69V161H71ZM80 159H81L80 162H81V161H84V160H82L83 158L80 157ZM95 159H96V160H95ZM109 159H110L111 161H110V162H106V161H109ZM170 159H171V160H170ZM173 159H174V160H173ZM175 159H177V160H175ZM189 159H190V160H189ZM205 159H206V160H207V159H209V160H210V159H213V161L218 162L217 164L214 163V162H212V163H214V165H215V164L218 165V166H217L218 168H216V171H217V170H222V168H223V169H227L228 166H229L230 169H231V166H230V165L233 164V165H232V169H231L232 171H231V170H230L231 172H230V171H227V174H228V172H229V174H228V175H229V182H228L227 179H226L227 181H225V179H224V177L226 178V177L228 176V175H226V172H224V171H226V170L222 171V172H224V173H223V176H224V174H225L226 176H224V177L222 178V176H221L222 173H221V171H220V172H218V173L220 174V175H219L220 177H218V176H217V177H214V180H215V181L211 182V181L213 180V178L211 179V178H209V177H211V176H212V177L215 176V175H211V174H215V171H214V172H208V169H209V168L211 167V165H213V164H212V163L209 164V162H208L207 164H209L210 167H209L208 165H207V166H204V165H206V164H205L206 161L204 162V165L201 167L202 164L200 165V163H202V161H204ZM253 159H254V158H253ZM259 159H260V160H259ZM259 159H258V160H259L258 163H259L260 161H262V158H259ZM263 159H264V157H263ZM24 160H25V161H24ZM29 160H30V161L33 160V161L30 163V165H28V163L30 162ZM94 160H95V161H94ZM115 160H116V159H115ZM117 160H118V159H117ZM117 160H116V161H117ZM130 160H131V159H130ZM185 160H183V161H185ZM238 160H239V161H238ZM16 161L18 162V165H19V163H20L19 166H20L21 168H19V169H21V170H20L19 172L21 173V176H22V175H26V174L29 173V175H26V177H24V178H23V176H22V180H23V179L25 180V178H26L25 182H26L27 186H30V184L32 185V184H34V183H37V181H36V182L34 181L35 179L37 180V176L40 175V177H39L40 179H39V178H38V179L41 180V178H42L45 174H48L47 177H50V176L52 177V176H53V178H51L50 180L53 179V181H54V180L57 178L58 180H57V181L55 180L57 184H58L59 179H60L59 184H60V182L63 180V179H61V178H58V177L61 176V177L65 178V181H64L65 183H66V182L68 183V181H69V184H70L71 187H74V185H75V184H73V181H71V180L76 179L75 181L77 182V179H78V181L81 179L80 182L83 181V180H85V181H83V183H84V182H85V183H86V182H87V183L90 182L89 185L91 184V187L93 186V188H95V187H96V189H98L97 187H99V189H100L101 187H102V189H106V188H107V190H105V191H107V192H108V190H109V191L112 190V192H111L112 195L115 196V193H117L116 197H117V196H118V197H121V199H119V198H118V199H119V200H122V202L119 203V200H117L116 197H114V198H116V199H114V198L112 197V195H111L109 192H108V193H109L110 195H109L108 193H103L102 190L100 189L99 191L102 193V194L100 193V195H103V194H104L103 196H105V194H106V195L108 194L111 198H113L111 201H113V200L116 201V200H117L118 202H116V203H118V204H116V203L113 204V202H112V204H111V201H110L111 198H110V197H107V198H106V197L101 196V198H100V200H101V201H100V202H101L100 210L102 209V210H104V211L100 214V213H99L100 211L97 212V211H98V210H97L96 212L99 213V215H100V216H99L97 213L95 214V212H94V210L99 209V208L97 207V205H96V209H95L93 206L95 205V203L98 204V205L100 204V203H98V198L100 197V195H99V196L97 197V199H96L97 202L94 201L95 203H93V201L91 200V198L89 197V195L86 196L87 193L85 192V190H86V189H85V187H86L85 183L83 184V183L81 182L83 185H85V187H83V185H82L80 182H79V184H78V185H80V184L82 185V186H81V185H80V186L82 187V190H83V188H84V191H82V190L80 191V190H79V189H81L80 186H78V187H80V188L77 189V190H76V188H78V187H76V188H75V191H74L73 188H71L70 186H68V187H70L71 189H70V188L68 189V188L66 187L67 185H66V186H62V184H60V185H59V186L61 187V188H60V187L55 183V181H54V182L51 181V182H52V187H51V182H47V183L44 184L45 187L43 186L44 194H41V193L38 194V195L41 194V197H40V198H39V196H35L32 192H29L30 195L32 194V195H34V198H35V197L37 198V199H35V200H36L38 203H42V205H43V204H44V203H43V202H44V201H43L44 198L42 199V196H44L45 193H46V194L49 193V195L51 194V197H53L55 200H53V198H51L50 196H49L50 198H49L48 196H46V197H48L47 199H48V200H53V201H49V202H50L51 204H52L53 202H55L54 205L56 204L55 206H57V207H59V204H60V203H59V199L61 198V196H62V198H64V199L61 198V199H62V200H61L62 203L67 201V202H69V204H70V200L73 199V200L71 201V202H72V204H71V205H72V208H73V206L75 205V203H77V204L75 205V208H77V210L81 213V216H80L79 213H78V211L75 210V208H73V211L75 210V212H76V217H77V218H76V217H75V214L73 213V211H71V212L73 213V215H74V218L77 219V220L80 218V220L83 222V219H82L83 216H85V217L87 216V215H83L87 208H88V209H87V210H88V213H90V211H92L93 214H92V218H91L89 224H88V225L85 224V225H86V228H83L82 231H81L80 229L82 228V226L84 227L85 225H81L82 222H81L80 220L78 221V223H77V224L79 225L78 228H80L78 231H81V232H79V234H78V235H79V237H77L78 239H76L73 243H69V244H68V241H70V238L72 239V237H71L72 235H71V234H72V232H73V229H76V228L71 229V228H70L71 225H69V224H64V223H63L64 225H66V227L69 225V227H67V228L65 227V234H64V233H63V232H64V230H63V229H64V228H63L64 225L61 224V223H59V226H60V229H59V230L63 231V232H62L63 235L60 233V232H61V231H60V232H59L60 234H58L59 236H58V235H55V236H54V235H51V234H50V236H49V235H48V236H44V235L42 234L41 230H38L37 228H35V226H36L35 224L37 223V220L35 221V218H36V217H34L33 214H32L33 211L37 210V207L40 208V207H42V205H41V204H38V203L36 204V202H34L35 200H34L33 198H30L32 195H31V196H29V194L27 195V193H28L29 190H28L27 186H25V183H24V184L22 183V182H24V181H21V176H20V175L18 176L20 180H19L18 178H16V175H17L16 172H17V170L14 171V169H16V168H11V169L13 170L12 173H15V174H12V175H14L13 177L11 176L12 179H11V177H9V174L11 175V170H9L10 173H9V171H7V170L5 171V169H10L9 167L17 166V162H16ZM26 161H27V162H26ZM28 161H29V162H28ZM118 161L121 162V163H119V164H123V165H125L124 162H122V160H118ZM158 161H160V160H158ZM170 161H172V162H175V161H176L175 164L173 163V166L176 165V163H178V164H179V168H181L182 171H181L179 168H178L177 170L174 169L173 166H172V162H170ZM192 161H193V162H192ZM211 161H212V160H211ZM243 161H242V162H243ZM11 162H12V164H11ZM22 162H23V163H22ZM33 162H35L34 164H35L37 167H40V166H41V167H40V168H41L40 171H43V169H44V168L46 169L47 167L50 168V169H54V170H55V168H56V170H55V171H52V170L50 171V170H49V173H48V172H47V169H48V168H47L46 170L44 169V172H47V173H44V174L42 173V176H41V174H39V170L35 169V165L32 166V165H33ZM42 162H43V163H42ZM44 162H46V164H45ZM47 162H49V163H48L49 165L47 164ZM57 162H59L58 164H59V167L61 166V168H62V164L64 165L66 162H68V163H66V165H67V164H70V166H72V167H69V168H70V169L73 168L72 171H71L69 168H67L68 165H67V166L64 165L65 168L69 169L70 172H68L67 169H66V170H64L63 168H62V169H61V168L59 169V167H58V171H59V170H62V171L56 172V171H57V167L54 166V167H55V168H54L53 165H55V163L57 164ZM76 162H78V160H77ZM91 162H92V163H91ZM256 162H257V161H256ZM21 163H22L23 165H21ZM41 163H42V164H41ZM97 163H99V161H98ZM117 163H118V162H117ZM117 163H116V165H117ZM165 163H166V164H165ZM260 163H261V166H262V165H263L262 163H264V160H263V162H260ZM4 164H5V165L8 164V165H9L8 168H5V167H4V166H5ZM15 164H16V165H15ZM26 164H27L28 166H27ZM31 164H32V165H31ZM83 164H84V163L82 162V165H81V163H79V164H77V165H81V166H83ZM92 164H93V165H92ZM113 164H115V163H113ZM150 164H152V165L150 166ZM188 164H190V165H188ZM235 164H237L236 167H237L238 165L245 164L244 166L241 165V166H243V169H244V170L241 169L240 172H238V173L236 172V173H237L236 176H234V173H233V172L236 171L235 169H237V168L234 167ZM249 164H248V165H249ZM252 164H256V163H253V162H252ZM252 164H251V165H252ZM11 165H12V166H11ZM46 165H47V166H46ZM99 165H97V166H99ZM198 165H200V166H198ZM6 166H7V165H6ZM23 166H24V169H23ZM26 166H27V167L30 166V167H29L30 169H28ZM56 166H57V165H56ZM64 166H63V167H64ZM81 166H79V168H80ZM100 166H99V167H100ZM120 166H122V165H120ZM125 166H126V165H125ZM149 166H150V168H149ZM177 166H178V165H177ZM25 167H26V168H25ZM42 167H43V168H42ZM52 167H53V168H52ZM76 167H78V166H76ZM84 167H85V165H84L83 167H81V168H84ZM99 167H98V168H99ZM102 167H104V166H102ZM123 167H124V166H123ZM126 167H127V166H126ZM132 167H133V169H132ZM174 167L177 168L176 166H174ZM220 167H221V168H220ZM239 167H240V166H239ZM239 167H238V168H239ZM252 167H254V166H252ZM40 168H38V169H40ZM129 168H130V169H129ZM140 168H143L142 171H144V172H142V171L140 170V171L142 172V175H140L141 178H138V179H140V181H139L138 179H136L137 184H139V185H137L136 182H134L136 177H133V176H131V175L134 174V173H133L134 171L136 172V171H137L138 169H140ZM152 168H153V169H152ZM211 168H212V167H211ZM214 168H215V166H214ZM233 168H235V169H234L235 171H233ZM241 168H242V167H241ZM255 168H256V170H257V168H259V169H258L259 171H258V170L256 171ZM255 168H254V170L256 171V173H260L261 176H262V175L264 176V173H263L264 171L261 169V168L264 169V166L260 167V165L256 164V167H255ZM2 169H3V170H2ZM19 169H18V170H19ZM32 169H33V170H32ZM34 169H35V170H34ZM122 169H121V170H122ZM135 169H136V170H135ZM151 169H152L153 171H152ZM228 169H229V168H228ZM239 169H240V168H239ZM250 169H251V167H250ZM250 169H249V170H250ZM1 170H2V173H1ZM23 170H24V173H23ZM27 170H29V171L31 170V171L29 172V171H27ZM63 170L65 171V173H63V172H64ZM83 170H84V169H83ZM83 170H82V171H83ZM95 170H96V169H95ZM111 170H112V171H111ZM125 170H127L128 172H131L132 174L129 175V173H128L127 171H125ZM132 170H133V172H132ZM149 170H150V171H149ZM179 170H180V171H179ZM189 170H190V171H189ZM214 170H215V169H214ZM249 170H247V171H249ZM33 171H34V173H32ZM90 171H91V170H90ZM124 171H125L126 173H128V174L125 173L126 176H125L124 174H123V176H120V173L122 174V172L124 173ZM138 171H139V170H138ZM140 171H139V172H140ZM148 171H149L150 173H149ZM209 171H210V170H209ZM211 171H213V170L211 169ZM237 171H239V170L237 169ZM252 171H253V170L251 169V172L249 171V172H247V173L251 174V176H252V174H253V175L255 174V176H256V173H255L254 171H253V172H252ZM261 171H263V172H262L263 174L261 173ZM5 172H8V173H5ZM54 172H55V173H54ZM106 172H107V173L109 172L108 175H106V174H107ZM147 172H148V173H147ZM245 172H246V171H245ZM17 173H18V172H17ZM51 173H52V174H51ZM56 173H57L58 176L56 175ZM58 173H60V174H58ZM61 173H62V174H61ZM66 173H67V174H66ZM73 173H74V174H73ZM97 173H99L98 177H97ZM210 173H211V174H210ZM230 173H231V174L233 173V174H232L233 176H231V177H232V180H230V178H231V177H230V175H231ZM236 173H235V174H236ZM2 174H3V175H6V176H4V178H3V175H2ZM31 174H32V175H31ZM63 174H65L66 176H67V175H71V176H72V174H73V176H72V178H71V176H70V178H69V176H67V177H68V180H66L67 177H65V175L63 176ZM109 174H110V175H109ZM117 174H118V177H117ZM139 174H141V173H138V172H137V175H139ZM216 174H217V172H216ZM239 174H240V175H239ZM7 175H8V178L11 179V182H10V180H8V178H6ZM34 175H36V178H35V179L32 178V176H34ZM54 175H56V176L54 177ZM59 175H60V176H59ZM135 175H136V173H135ZM137 175H136V176H137ZM143 175H144V176H143ZM148 175H149V178H148ZM217 175H218V174H217ZM27 176H28V177L30 176V177H29V180L27 179V178H28ZM115 176H116V177H115ZM119 176H120V177H119ZM124 176H125V177H127V176H131V177H129V178H131V180H130L129 178H127V179L125 180V181L128 182V183H129V182H132V183H129V185L127 184L126 187L123 185V184L125 183V182L123 183V179H122V178H124ZM140 176H139V177H140ZM142 176L144 177V179L142 178ZM145 176L147 177V179H146ZM261 176H260V177H261ZM47 177H46L45 179H49V178H47ZM84 177H85V179H84ZM114 177H115V178H114ZM207 177L209 178V180H210V179H211V180L206 182V179H208ZM233 177H234V178H233ZM256 177H258V175H257ZM1 178H2V180H1ZM13 178L16 179V181H15ZM31 178L33 179V181H32ZM54 178H55V179H54ZM112 178L114 179V181H115L116 179H119V180H120V181L118 180V182H119V183H117L118 185H119L120 182L122 181V182H121L122 184H120V185H123L124 188H123V186H122L123 189L118 190L119 188H118V189L116 188L117 190H116V189L113 190L112 187H113V186H114V187H117L118 185L113 184L114 181H113L112 184H110V182L113 180ZM120 178H121V179H120ZM132 178H133V179H132ZM215 178H216V179H217V178H219V179L221 178L220 180L225 181L227 184H226L224 187H223V185H221L222 187L220 186L221 188L218 189L217 191H216L214 188L217 189V187L219 188V186H217V187H214V186H213V187H214V188H213L214 190H213L212 192L214 193V191H215V195L213 196V195H210L212 192L209 193V192L212 190V186H211V188H209V187H210V185H209V186H207L208 188L206 189V185H208V182H211V183H213L214 185H215V184L218 185L219 182L216 183L217 180H216ZM252 178H255V177L253 176V177L250 178V175H249V178H247V179L249 180V179H252ZM258 178H259V177H258ZM17 179H18V180H17ZM69 179H70V180H69ZM86 179H87V180H86ZM124 179H125V178H124ZM128 179H129V180H128ZM142 179H143V180H142ZM262 179H264V177H263ZM3 180H4V185L1 184V183L3 182ZM5 180H6V182H7V181L9 182L8 185L5 184V183H6ZM12 180H13V181H12ZM27 180H28V183H27ZM30 180H31V182H29ZM88 180H89V181H88ZM133 180H134V181H133ZM141 180H142V181H141ZM144 180H145V181L147 180V181L144 182ZM148 180H149V181H148ZM254 180H257V178L254 179ZM1 181H2V182H1ZM18 181L21 182V183L19 182V185H17V184H18V183H17ZM116 181H117V180H116ZM164 181H165V183H166V182H169V183L165 184ZM251 181H252V180H251ZM70 182H72V183H70ZM91 182H92V183H91ZM102 182H104V181H102ZM138 182H140V183H138ZM143 182H144V183H143ZM172 182H173V183H178V185L180 184V185H181L180 187H181L182 189H181L180 187H177V184H172ZM179 182H180V183H179ZM256 182H257V181H256ZM16 183H17V184H16ZM67 183H66V184H67ZM74 183H75V182H74ZM115 183H116V182H115ZM142 183H143V184H142ZM157 183H158V185H159V183H160V186L156 185ZM181 183H182V184H181ZM20 184H23V185L25 186L26 189H24V186H23V185H21V186H23V187H21ZM55 184H56V186H58V188L56 187V189L53 188V187H55ZM69 184H68V185H69ZM76 184H77V183H76ZM96 184H97V185H96ZM98 184H99L100 186H99ZM164 184H165V185H164ZM168 184H169V185H170V184L173 185V187H174V185H175V186L177 187L176 191H175V187H174V189H173L172 186H171L170 188L167 187ZM192 184H193V185L195 184V185H194V188H193V185H192ZM263 184H264V182H263ZM48 185L50 186V188H49ZM63 185H65V184L63 183ZM72 185H73V186H72ZM87 185H88V184H87ZM95 185H96V186H95ZM111 185H112V187H111ZM115 185H116V186H115ZM125 185H126V183H125ZM166 185H167V186H166ZM183 185H184V186H183ZM185 185H186V187H185ZM254 185H255V184H254ZM254 185H253V186H254ZM256 185H257V183H256ZM256 185H255V186H256ZM261 185H262V184H261ZM8 186H9V187H8ZM105 186H108V187H105ZM132 186L134 187V190L132 189ZM157 186H158V187H157ZM164 186H166V189L161 188V187H164ZM182 186L186 188V189H185V190H186L185 193H187L186 195H184V193H183V195H182V197L184 196L183 198H185V196L187 197V195H190V193L188 194V192H192V191H190V186H191V189H192V190L194 189V191L197 190V189H199L200 191H203V190H201V189H206V190H204V191L207 192V191L210 189V191H208V195H210V197L212 196L213 198L211 197V198H212L211 200L214 201V202H211V204H212V203H213V204L217 203V204L214 205L215 207H210L211 204H209V205L206 207V210H205L204 212H202V211H203L202 208H203L204 206H206V205H205L206 202H204V200H203V204H204V205L200 202V203L203 205V207L201 208V206L199 205L200 203L198 202V200H197V202H196L195 200H196V199H200V201H201L204 197L206 198V197H209V196H207V193H204V191H203V194L201 193V194H202V199H201V198H200L201 195H200V191H199V190H197L198 192L195 191V192H196L195 194H197V197L200 196L199 198L195 197V194L193 195L195 198H194L193 196H190V198L192 197V199H194L195 202H194L193 200H191V199L189 200V199H188L189 196H188L185 200H183L182 197H180L178 200H177V198H176V199H175V198L173 199V197H175L176 195L179 196V194H177V192L181 193V192L184 191V190H183L184 188H183ZM253 186H252V187H253ZM255 186H254V187H255ZM5 187H4V188H5ZM11 187H12V186H11ZM62 187H64V189L66 188L69 192H72V190H73L74 192H76V193L78 192V193H77L78 195L76 194V196L74 197L75 194H73V193H74V192H73V193H71V196H68V198L70 197V199L67 200L68 198L65 199L67 193H64L65 190L62 189ZM130 187H131V188H130ZM159 187H160L161 191H163V190H166V191H167V193H165V191H163L165 194H168V190L172 188L173 190L171 191V193L175 192L176 194H173V195H174V196H173L172 194L170 195V193H169L168 195H170V196L172 197V199L175 200V202H176V200H177V201H178V202H177L178 204H179L180 199L182 198V200L180 201V204H179V205H178L177 203H175V204H177V205L179 206V209H177V210L175 209L177 206H176V205L173 206V205H174V202H172L171 200H169V199H170V196L166 195L167 197H169V199H168V198H166V196L164 195L166 202H165V200H164V202H163V200H161V201H162L161 203H163V204L166 203V204L163 205V206H164V207H168L167 205H170V204H171V207L173 206L174 208H172L173 210H172V209H169V207H170V206H169L167 209H165V212H163V211H164V210H163L164 208L161 209V206H160L161 204L159 205L160 200L158 199V197L161 196V195L157 194L158 190H160ZM195 187H196L197 189H195ZM2 188H1V190L3 191L4 189H2ZM21 188H23L24 190L21 189ZM51 188H52L53 190L55 189V191H54L53 193H56L55 195H57V196H53V195H52V193H51L52 190H50ZM59 188H60V189H59ZM120 188H121V186H120ZM167 188H169V189H167ZM10 189H11V190H10ZM110 189H111V190H110ZM128 189H130V190H128ZM180 189H181V192L179 191ZM1 190H0V193L2 192ZM21 190H22V192H23L22 194H21ZM56 190H57V191H58V190H63V191H58V192H56ZM121 190H122V191H121ZM132 190H133V192L131 193L130 191H132ZM141 190H145L146 192H145V191H142V192H141ZM177 190H178V191H177ZM182 190H183V191H182ZM24 191H25V192H24ZM50 191H51V192H50ZM79 191H80V192H79ZM103 191H104V190H103ZM105 191H104V192H105ZM113 191H114V192H113ZM221 191H222V190H221ZM221 191H219V192H221ZM258 191H259V192H258ZM42 192H43V191H42ZM59 192H60V193H59ZM81 192H83V194H82ZM84 192H85L86 194H85ZM219 192H218V194H219ZM223 192H224V190H223ZM260 192H261V194H260ZM2 193H3V192H2ZM24 193H25V194H24ZM61 193H64L65 196H64L63 194L58 196V194H61ZM140 193L143 194V196L145 195V200H147V202L145 201L146 203L143 202V201H141L144 197H141V196H140ZM144 193H145V194H144ZM159 193H160V192H159ZM192 193H193V192H192ZM192 193H191V195H192ZM224 193H226V191H225ZM224 193H222V194H224ZM241 193H242V192H241ZM258 193H259V194H258ZM13 194H14V195H13ZM20 194H21V197H20ZM84 194H85V195H84ZM118 194H119L120 196H119ZM132 194H135V195H134L135 197H133ZM161 194L163 195L162 192H161ZM181 194H182V193H181ZM181 194H180V196H181ZM198 194H199V195H198ZM255 194H256V196H255ZM36 195H37V194H36ZM108 195H107V196H108ZM121 195H122V196H121ZM204 195H206V196H204ZM219 195H220V194H219ZM224 195H225V194H224ZM224 195H221V197L224 196ZM257 195H258V197L263 195V196H262L263 198H262V197L258 198ZM12 196H13V198H12ZM24 196H29V197H28V198H25ZM72 196H73V198H72ZM81 196H82V197H81ZM130 196L133 197L134 199L130 200V198H131ZM203 196H204V197H203ZM3 197L5 198L6 202H5V200H4ZM32 197H33V196H32ZM76 197H77V199H76ZM84 197H85V198H84ZM126 197H128V198H126ZM147 197H148V199H147ZM161 197H162V196H161ZM176 197H177V196H176ZM247 197L249 198V200H248ZM1 198H2V200H1ZM11 198H12V199H11ZM78 198L80 199V201H79ZM82 198H84L86 201H88V203L91 202L92 204H91V203H90V204H87V202H85V200L82 199ZM108 198H109V200H108ZM205 198H204V199H205ZM222 198H223V197H222ZM245 198L248 200L247 202H245V201H246ZM254 198H256V199H255L256 201H254ZM7 199H8V201H7ZM9 199H11V201H10ZM16 199H17V200H16ZM24 199H26V200H27V199H28V200H29V199H32V200H29V201H31V202H28V201L26 202V200H24ZM45 199H46V198H45ZM47 199H46V201H48ZM57 199H58V200H57ZM74 199H76L78 202H76ZM161 199H162V198H161ZM167 199H168L169 201H168ZM187 199H188V201H187ZM14 200H15V201H14ZM19 200H20V202L23 201V203H22V204H24L23 206L21 205V203L19 202ZM21 200H22V201H21ZM33 200H34V201H33ZM38 200H40V202H39ZM41 200H42L43 202H41ZM56 200H57V201H56ZM64 200H66V201H64ZM127 200H128L129 202H131V201L134 200V201H133L134 206L131 205V204H129V203L123 202V201H127ZM208 200H209V203H210V198H209ZM238 200L236 201V203L234 202V203H235V205H234L235 207H236V204H237ZM251 200H252V201H251ZM1 201H3V202H1ZM24 201H25V203H26L27 205H28V203H32V202H33V205H34V203H35V205H34L35 207H34L33 205L30 204V205L33 206V207L31 208V206L28 205V206L30 207V210L27 209V208H29V207H28V206H25ZM46 201H45V203H46ZM73 201H74V203H73ZM83 201H84L85 203H84ZM108 201H110V203H109ZM128 201H127V202H128ZM158 201H159V202H158ZM170 201H171V202H170ZM182 201H183V203H181ZM186 201H187V202H186ZM205 201H206V200H205ZM253 201H254V202H253ZM7 202H8V203H7ZM9 202H11V204H13V205L10 204L11 207L13 206V207H12V210H11V208H10V206H9ZM12 202H13V203H12ZM15 202H16V205H17V202H19L18 204H19L20 206H22L23 208L27 209V210H23V209L19 210L20 207H19L18 205L15 206ZM49 202H48L47 204H45L46 207H47V205L49 204ZM67 202H66L65 204L63 203V207L60 206V207H61V210H63V209L65 210V207H67L66 204H68ZM80 202H82L83 204H82V203L80 204ZM134 202H135L136 204H135ZM139 202H141V204H140ZM167 202H168V204H167ZM184 202H186V203L184 204ZM188 202H189V203H188ZM190 202L196 203V206H197V207L195 208V205H194L193 203H190ZM248 202H251V203H248ZM255 202H256V204L258 205V206H256V208H255V205H256ZM57 203H59V204L57 205ZM123 203L125 204L124 206H123ZM131 203H132V202H131ZM187 203H188V204H187ZM197 203H198L199 206L197 205ZM241 203H242V205H241ZM246 203H247V204H246ZM253 203H254V204H253ZM4 204H6V205H4ZM78 204H79V205H78ZM84 204H85V205H89V207L84 206ZM126 204H127V205H126ZM181 204H182V205H181ZM192 204H193L194 207H191V208H192V209H191V208H190V205H192ZM206 204H207V203H206ZM249 204H250V205H249ZM36 205H40V206H37V207H36ZM52 205H53V204H52ZM60 205H61V204H60ZM64 205H65V207H64ZM71 205H70V206H71ZM77 205H78V206H77ZM92 205H93V206H92ZM128 205H130V206H128ZM158 205H159V206H158ZM180 205H181L182 207H181ZM186 205H187V206H186ZM244 205H245V206H244ZM252 205H254V206H252ZM3 206H4V207H3ZM7 206H8L10 209H8ZM24 206H25V207H24ZM45 206H43V208H44ZM55 206H54V207H55ZM76 206H77V207H76ZM80 206H81V208H80ZM82 206H83V209H82ZM188 206H189V207H188ZM220 206H221V205H220ZM220 206H219V207H220ZM251 206H252V207H251ZM16 207H18V208H16ZM26 207H27V208H26ZM46 207L44 208V210L41 208V209H40V210H41L40 212H42V210L45 211ZM68 207H69V205H68ZM68 207H67L66 212L68 211ZM85 207H86V208H85ZM101 207H102V208H101ZM127 207H128V209H127ZM129 207H131L132 209L129 208ZM209 207H210L211 209H210ZM219 207H218V208H219ZM237 207H238V204H237ZM240 207H241V208H240ZM253 207H254V208H253ZM4 208H7V209L4 210ZM34 208H36V209H34ZM39 208H38V210H39ZM47 208H48V207H47ZM62 208H63V209H62ZM70 208H71V207H70ZM70 208H69V211H68V212H70ZM78 208H79V209H78ZM103 208H104V209H103ZM124 208H125V209H124ZM177 208H178V207H177ZM194 208H195V209H194ZM198 208H199V209H198ZM200 208H201V210H200ZM243 208H244L248 213H247ZM252 208H253V209H252ZM13 209H18V210H19V212H18V210H17V213H18V214H19L20 212L22 213V212L25 211L24 213H22V215H25V213H26L27 215H28V214H31V215H29V216H27V215H26V216H22L21 214H20V215H17L16 211H14ZM129 209H130V210H129ZM187 209L190 210L191 212L200 211V212H197V213H199V217H197V213H191V212L188 211ZM207 209H210V211H212V214H210V213H211L210 211H208V213H206ZM235 209H236V208H235ZM235 209H234V210H235ZM251 209L254 210L253 213H255L256 210H258V213L261 212V214H260L259 216H258V214H257V216H255L256 214H254V215L251 214V212H250V211H252ZM255 209H256V210H255ZM22 210H23V211H22ZM28 210H29L31 213H30V212H29V213L26 212V211H28ZM84 210H85V211H84ZM138 210H140V211H138ZM166 210H170V211L168 212V215H165V214H167V211H166ZM217 210H219V212H218L219 215H218V216H217L218 213L216 214ZM261 210H262V211H261ZM9 211H10V212L12 211V212L10 213ZM13 211L15 212V217H14V215H13V217H11ZM83 211H84V212H83ZM128 211H129V212H128ZM135 211H136V212H135ZM173 211H174V212H173ZM186 211H187V212H186ZM215 211H216V212H215ZM221 211H222L223 213H221ZM238 211H241L240 213H246L245 216H244V214H243V215H240V213H239ZM62 212H63V211H62ZM62 212H61V213H62ZM126 212H127L128 214H127ZM170 212L172 213V215H171ZM177 212H179V213L181 212V213H182V214H179V215H181V216H180L181 219H182V217H183L182 220H180V217H177V218L179 219V221L177 220L176 216H179ZM237 212L239 213V215H238ZM9 213H10V214H9ZM61 213H59V216H60V217L63 216V217L65 218V216L63 215V214H65V213H64V212H63L62 214H61ZM88 213H87V211H86V214H88ZM136 213H137V214H136ZM139 213L141 214L140 217L137 216V215H140ZM176 213H177V214H176ZM200 213H201V215H202V214H203V215L200 216ZM220 213H221V214H220ZM228 213H229V215H228ZM77 214H78L80 217H79ZM102 214H103V215H102ZM125 214H127L128 216L125 215ZM174 214H176V216H173ZM224 214H226V215H224ZM248 214H249V215H248ZM250 214H251L253 217L250 216ZM95 215H96V216L98 215V216L96 217ZM232 215H233V216H232ZM235 215H237V216H235ZM247 215H248L249 217H248ZM16 216L18 217L19 220L17 219ZM125 216H126V217H125ZM165 216H166V217H165ZM216 216H217V217H216ZM224 216L228 217L229 220L226 219V218H224ZM229 216H230L231 218H230ZM234 216H235L236 218H235ZM243 216H244V217H243ZM260 216H261V217H260ZM9 217L11 218V220H10L11 222L9 221V219H10ZM22 217H23V218H22ZM25 217H26V218H25ZM33 217H34V222H36L35 224L32 223V220H33V219H32V220L30 219V218H33ZM63 217H62V218H63ZM87 217H88V216H87ZM100 217H101V218H100ZM164 217H165V219H164ZM170 217H173V219L170 218ZM174 217H175L176 219H174ZM214 217H216V219H215ZM220 217H221V218H220ZM262 217H263V219H260V218H262ZM13 218H14L15 220H14ZM97 218H98V219H97ZM167 218H168V220H167ZM169 218H170V219H169ZM184 218H185V220H184ZM196 218H197V219H196ZM237 218H238V219H237ZM242 218H244V221H243ZM245 218H246V219H245ZM16 219H17V220H16ZM21 219H22V220H21ZM24 219H25V220H24ZM29 219H30V220H29ZM163 219H164V220H163ZM171 219H172V221L175 220V222H176V220H177L176 224L178 223V225H176L175 222H174V223H173V222H170V225H172V223L175 225V226L173 225L174 228L171 227V226L169 225V223H167V221H169V220L171 221ZM191 219H192V221H193V219H194V221H193V222H192V221L190 222ZM234 219H235V220H234ZM240 219H241L244 223L246 222V224H247V222H248V224L250 223V225L247 227L246 225L241 224L242 221H241ZM13 220L16 221V222H14ZM23 220H24V221H23ZM61 220H63V219H61ZM77 220H76V221H77ZM126 220H127V221H126ZM135 220H136V221H135ZM207 220L209 221V223H208ZM210 220H211V221H210ZM213 220H214V221H213ZM221 220H222V221H221ZM223 220H224V221H223ZM246 220H247V221H246ZM260 220H261V222H260ZM164 221H165L166 223H165ZM180 221H181V222H180ZM186 221L190 222V224H187L188 222H186ZM201 221H202V222H201ZM220 221H221V222H220ZM226 221H228V222H226ZM230 221H232V222H230ZM254 221H255L256 223H254ZM258 221H259L260 223H262V222H263V223L260 224ZM138 222H139V223H138ZM179 222H180V223H179ZM184 222H186L185 225L187 224L188 226H187L186 228H185V226H184L183 228H180V226H181V227L183 226ZM194 222H195V225H194ZM204 222H207V223L205 224V225H206V228H204L205 226H203V225H204ZM251 222H252V225H251ZM18 223H20V225H21V224H22V225L19 226ZM23 223H24V224H23ZM202 223H203V224H202ZM210 223H211V224H210ZM214 223H213V224H214ZM233 223H234V224H233ZM15 224H16V225H15ZM32 224H33V225H32ZM75 224H76V223H75ZM75 224H73V225H75ZM77 224H76V225H77ZM83 224H84V222H83ZM125 224H126V225H125ZM135 224L138 225V228L135 227V226H136ZM201 224H202V225H201ZM227 224L230 225L229 228H228V225H227ZM236 224H237V226H236ZM240 224H241V225H240ZM255 224H256V225H255ZM62 225H63V226H62ZM198 225L203 226L204 229L202 230V228H201V229L198 228ZM220 225H219V226H220ZM231 225H233V226H231ZM254 225H255V226H254ZM192 226H193V227H192ZM243 226H244V227H243ZM250 226H251L252 228H250ZM18 227H19V228H18ZM61 227H62L63 229H62ZM72 227H76V226H72ZM124 227H125V228H124ZM134 227H135L136 229H135ZM176 227H177L178 229H177ZM196 227H197V230L195 229ZM210 227H214L213 230H212V228L210 229ZM34 228L37 230V232H38L39 234L34 230ZM97 228H98V229H97ZM123 228H124V229H123ZM164 228H165V229H164ZM184 228H185V229H184ZM207 228H208V229H207ZM217 228H218V227H217ZM217 228H216V229H217ZM221 228H220V229H221ZM227 228H228V229H227ZM248 228H249V229H248ZM255 228H256V231H255ZM258 228H259V230H257ZM18 229H19V230H18ZM22 229H23V231H22ZM180 229H181V230H184L185 232L181 231ZM206 229H207V230H206ZM209 229L212 230V231L215 230L214 232L211 231V235H212V236H216V237H214L215 239L212 237L213 241H212V239H210L211 236L209 235V233H210V230H209ZM218 229H219V228H218ZM220 229H219V230H220ZM238 229H239V231H238ZM250 229H252V230H250ZM166 230H167V231H166ZM175 230H176V231H175ZM179 230H180V232H179ZM198 230H201V231H202V232L199 231V232L202 233L201 235H200L199 233H198V235H196V233L194 232V231L197 232ZM204 230H206V231L209 230V231H208L209 233L207 234ZM244 230H245V231H244ZM253 230H254L255 232H254ZM26 231H27V232H26ZM71 231H72V232H71ZM163 231H164L165 234H163ZM168 231H169V232H168ZM189 231H190V232H189ZM224 231H223V234L221 235V237L224 238V239H225V237H226L225 241H226V240H229V238H228L229 236H228V235L226 236V233H225ZM17 232H18V233H17ZM21 232H23V233H21ZM29 232H30V233H29ZM32 232H36L37 235H36V233H35V234H34V233L32 234ZM40 232H41V233H40ZM125 232H126V233H125ZM167 232L170 233V234H169L170 237H169V235L167 234ZM175 232H176V233H175ZM193 232H194V235L196 236V237L194 236V237H195L194 239H193V235H192ZM204 232H205V233H204ZM245 232H246V233H245ZM251 232H252V233H251ZM27 233L29 234V236H27V235H28ZM174 233H175V234H174ZM180 233H181V234H180ZM191 233H192V234H191ZM212 233H213L214 235H213ZM215 233H218V234L215 235ZM224 233H225V234H224ZM242 233H241V234H242ZM248 233H249V234H248ZM250 233H251L252 235H251ZM254 233H255V235H254ZM188 234H191L192 236H190V235H188ZM205 234H206V235H205ZM24 235H25V236H24ZM41 235H43V236H41ZM87 235H88V234H87ZM165 235H166V236L168 235L167 237H169L168 241L166 240L167 242L165 241V238L167 239V237H166ZM181 235H182V236H181ZM185 235H186V236H185ZM207 235H209L210 238H209ZM250 235H251V236H250ZM15 236H17V237H15ZM26 236H27L28 238H25ZM35 236H36V237H35ZM163 236H164V238H163ZM203 236L208 237V239H210L211 242H213V243L209 242V240H206V241H208L207 243H209V244L206 243V245H208V246H206V247H205L206 249L204 248V249H205V250H204V249H202V248L205 246V245H204L205 243H204V244L202 245L203 247H202V248L200 247V250L202 249V251L200 252L199 249H196V243H197V247H199V246H198L199 244H200V246H201V243H203V241H204L205 238H206V237L203 238ZM248 236H249V238H248ZM8 237H7V240L5 239L6 242H7V241H10L9 239H11V238H8ZM171 237H174L173 240H172ZM190 237L193 239V241H192V239H191V241H192L193 243L195 242V244H193V243L190 241V239H189ZM221 237H218V238L216 239L215 242H217V243H218V241L221 242L220 240H218V239L221 238ZM14 238H13V239H14ZM24 238H25V239H24ZM196 238H197V240L195 241ZM227 238H228V239H227ZM235 238H236V237H235ZM235 238H233V239H235ZM21 239H22V242L19 243V242L21 241ZM188 239H189V241H188ZM224 239H223V240H224ZM230 239H232V237H231ZM23 240H24V242H23ZM169 240H172V241H169ZM221 240H222V239H221ZM235 240H236V239H235ZM11 241H13V240L11 239ZM11 241H10V242H11ZM18 241H19V242H18ZM164 241H165V243H164ZM231 241H233V240H231ZM10 242H8V243H10ZM14 242H15V241H14ZM168 242H169V243H168ZM198 242H199V244H198ZM226 242H227V241H226ZM240 242L233 241L232 243H233V244L235 243V244H234V245L232 244V246H231V244H230V246L233 248V246L235 247L237 244H240ZM167 243H168L169 246L167 245ZM189 243H190V244H189ZM177 244H179V245H177ZM191 244H192V245H191ZM242 244H241V246H242ZM166 245H167V246H166ZM175 245H176V247L179 246L178 248H181V252H183V254L186 256V257H185V256H183V257H185L186 259L182 257V254L179 255V254L181 253L180 250H179V253L177 252V249H176V250H173V249L176 248ZM180 245H183V246H180ZM244 245H245V244H244ZM238 246H239V245H238ZM241 246H240V247H241ZM245 246H246V245H245ZM163 247H164V248H163ZM165 247H167V248L165 249ZM182 247H185L184 249L186 250V251H185L186 254L188 253L187 251L190 252V249H189V247H190V248L192 249V250H191V253H192V254L194 253V254H193L194 257H193L192 254H190V255H192V256H190L189 253L186 255L185 252H184V249H183ZM187 247H188V249H186ZM212 247H213V245H212ZM228 247H229V246H228ZM231 247H230V248H231ZM240 247H239V248H240ZM242 247H244V246H242ZM171 249H172V250H171ZM182 249H183V251H182ZM210 249H211V245H210ZM212 249H213V248H212ZM233 249H234L235 251H237V250H236V247L233 248ZM241 249H242V248H240V251H241ZM164 250H165V251H164ZM195 250L198 251V252L196 253ZM216 250H218V248L215 249V251H216ZM243 250L245 251V248H244ZM175 251H176L177 253H176ZM192 251H193V252H192ZM210 251H211V250H210ZM210 251L207 252V253H209L208 255H213V254H214V255H218V254H220V253H218V254L215 253L214 250H213V253H210ZM218 251H219V250H218ZM218 251H216V252H218ZM244 251H243V252H244ZM246 251H247V250H246ZM167 252H169V253H167ZM171 252H172V253L174 252L175 254H178V255L172 254V255L170 256ZM199 252H200V253H199ZM249 252H248V253H249ZM253 252H255V253L253 254ZM258 252H259V254L261 253V254H260L261 257H259L258 254H256V253H258ZM198 253H199V254H198ZM207 253H205V254H207ZM248 253L246 252V254H245V252H244V255H243V256H244L245 259L250 260V258H252V256L250 255V253H249V254H248ZM159 254H160V255H159ZM247 254H248L249 257H250V256H251V257H250V258H249L248 256H247L248 258L245 257ZM168 255H169V257H168ZM188 255H189L190 257H188ZM214 255H213V256H214ZM15 256H16V255H15ZM158 256H159L160 258H159ZM175 256H176V258H174ZM198 256H201V258L198 257ZM128 257H129V258H128ZM156 257H157V258H156ZM180 257H178V258L176 259V261L173 260L170 264H173V263L175 264V263L178 261V259H181ZM192 257L194 258L193 260H191ZM196 257H198V260H197ZM211 257H212V256H211ZM256 257H253L252 260H250V261H252V262H251L252 264H255V261H256V260L254 261V258H256ZM15 258H17V257H15ZM166 258H167L168 260H167ZM189 258H190V259H189ZM203 258H204V260H203ZM217 258L219 259V257H217ZM258 258H256V259H257V260H260V259H258ZM185 260H190V262H189V261H185ZM248 260H247V263H248ZM167 261H168V262H167ZM181 261H180V262L178 261L177 263L181 264ZM192 261H193V262H192ZM201 261H202V262H201ZM200 262H201V263H200ZM253 262H254V263H253ZM260 262H261V260H260ZM262 262H261V263L256 262V264H257V263H258V264H264V262H263V263H262ZM177 263H176V264H177ZM183 263H182V264H183ZM195 263L198 264L197 262H195ZM247 263H246V264H247ZM251 263L249 262V264H251Z\"/></svg>","mask_w":264,"mask_h":264},{"label":"crops","instance_id":"3","mask_svg":"<svg viewBox=\"0 0 264 264\" xmlns=\"http://www.w3.org/2000/svg\"><path fill=\"white\" fill-rule=\"evenodd\" d=\"M24 1L39 6L65 20H71V22H76L78 25L82 24L84 27L92 28L97 25L101 19L102 0ZM88 232L89 230L84 234V237L82 236L81 243L79 244L83 252L84 250L85 252L72 264H126L125 259H123L125 252L122 246H120L123 241L116 242L111 237H105L95 228H91L90 234ZM76 247L65 252L50 254L32 252L22 254V256L18 257L9 256L7 253L6 257L11 264H67L65 262L67 252L75 250Z\"/></svg>","mask_w":264,"mask_h":264}]
</instances>
